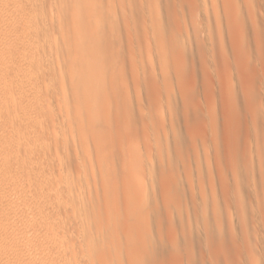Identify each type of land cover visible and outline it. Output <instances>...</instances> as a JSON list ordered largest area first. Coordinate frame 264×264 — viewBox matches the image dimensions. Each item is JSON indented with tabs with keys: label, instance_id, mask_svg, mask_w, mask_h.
Here are the masks:
<instances>
[{
	"label": "bare ground",
	"instance_id": "6f19581e",
	"mask_svg": "<svg viewBox=\"0 0 264 264\" xmlns=\"http://www.w3.org/2000/svg\"><path fill=\"white\" fill-rule=\"evenodd\" d=\"M65 0H59V1H57V0H2V2H1V0H0V7H2V5H3V7H5L4 6V4L9 8V10H10V8H11V10H13V13H11V14H9L8 15V17H7V15H6V17L5 18H7V19H5L4 20V22L3 23H1V25H0V30L1 29H3V28H5L6 29V31H7V29H8V32L10 31V36L8 37V39L6 40V39H2L1 38V40H0V43H1V41L3 42V44L6 46V47H8L11 51H13V53H15L14 55H13V57H12V59L10 58L8 61H5V59H3V61H5V62H2V60H0V73L1 72H3L4 71V73H5V71H7V74H6V76H4V78H5V80L3 79V76L0 78V90H1V97H0V113L1 112H3L2 114L4 115V114H6V116L8 117L7 119H5L7 122V125H5L4 126V121H2L3 123H2V125H0L1 127V129H0V136H4L3 138L6 140V136H8L9 134H10V131H12L13 129H15V127L17 128V129H19V130H17V133L15 134V136L13 135V133L11 132V134H10V136L11 135H13L14 136V139L15 140H13L12 139V141H14V143H13V145L12 146H5L4 145V147H3V145H2V139H1V141H0V157L1 156H4V157H6L7 155H8V157L9 156H11L12 155V157H13V159H10V160H7V161H5V162H0V191H1V193H2V191L4 192V193H8L9 194V192L11 193L10 195L11 196H13L14 198H15V196L17 195L16 193H18V195H19V192H17L18 191V188H19V190H20V188H25V190H26V188H28L29 187V184H31L30 186L31 187H33L34 185V187H33V190L34 189H38L39 188V190L37 191V192H35V191H33L32 189H30V190H32L33 191V193H32V195H36V197H35V195L33 196L34 197V199H33V197L31 196V198H30V196L29 197H26L24 200H23V198H22V201H20V199L18 198V197H20L21 196V194H20V196H18L17 195V198L19 199L18 201H20V202H17V200H16V198H15V200L13 201L12 199H13V197H11L10 196V198H12L11 200H10V198H9V202L8 201H5V202H8L7 204H0V228L2 229L3 227H5L6 226V228L4 229H2V230H4L5 231V233L3 234H0V264H1V262H3V264H6L4 261H2V260H4V256H5V254L4 253H7V255H8V253H9V257H8V259H10V262H11V260L13 261V263L15 262V263H17V264H89V262H91V261H89V259L91 260V258H92V260L93 259H95L96 258V253L97 254H100V251H103L104 253L102 254V252H101V255H104L105 254V252H106V254H107V251H109L108 253H111V256L113 257V259H112V257L110 256V254L109 255H106L105 254V256H107V258H108V260H106L105 258V260L106 261H104L103 259H99V258H102L101 256H97V258H98V260H101L102 262H100V261H96L97 260V258H96V260H95V263H93V264H110L111 263V261H112V263L111 264H121V263H125V262H123L124 260V258L122 257V262L120 261V263L118 262V259L121 257V255H119L118 256V254L119 253H121L120 251H121V249H122V247H124L123 246V241L125 240V239H127L128 237L127 236H129V238L131 237L130 236V234L131 233H128V232H126V229L128 228H125L126 226H124V229H122L121 227L123 226V225H121V227H120V225L119 226H117V227H120V229L119 228H117L116 227V223H114L115 225L113 226V222H112V224H111V221L114 219V218H112V220L111 221H109L110 222V224L112 225V226H108L107 224L109 223L108 221H107V223H106V221L104 222V224H103V226L102 227H100L99 226V224L97 223V221L98 220H100V218L99 217H101L102 218V216H100V215H98L97 217L96 216H94V215H97V214H90L89 213V211H90V209H92L93 207L92 206H94L95 205V203H96V205H97V202L94 200V199H92V196H91V194H93V188H95V186H96V188L98 187L97 185V183L99 182V181H101L102 179H99V178H97V174L95 175V173H99L98 171L97 172H95L96 171V169H95V167L97 166H95V164H94V162H93V157L95 158V160L98 158L97 157V155L99 156V158L101 157H103L102 156V150H100L101 148H98L97 146H98V144L99 143H97V141L98 140H101V139H103L102 141H103V143H105L106 145L105 146H107L108 145V143H106L107 141L109 142V140H105V138H107V137H105V133H108V134H106V136H109L108 137V139H110V142H109V144H112L113 146L115 145V146H117L119 143H121V144H124V143H122V141H124L125 142V145L126 144H128L129 145V143H130V148H132V150L130 149V148H128V149H126L127 147H128V145H126V146H124V145H121L122 147H124V148H122V149H124L125 150V152H126V150H127V152H128V150L130 149V151L128 152V153H124L123 154V152L121 151V153L124 155V156H120L121 157V160L123 161V162H127V158L129 157L130 159H132V158H134V157H130V152L131 151H133V149H136V150H134L135 152H133V153H139L138 154V157H137V154L135 155V154H133V156L135 155V157L138 159V161H137V159L136 158H134L135 159V162H134V160H129L128 162H127V164H131L132 166H133V164H134V166L133 167H131V165H130V167H131V169L132 168H136V169H129V171H130V173H131V171H132V175H131V177L133 176V174H136V176L135 177H133V178H135V180L132 178V180L135 182L134 184H136L135 185V187H136V189L134 188L133 189V187H132V190H135L134 191V193L136 194V196L137 197H135V195H132V196H134L136 199L135 200H138L137 198H139V202L142 204V207L140 208V209H137V210H131V206L128 208V209H130L131 211L129 212V210L126 208V207H128L127 205H126V207H125V210H128L127 212H129V217H131L132 219H134V218H138V219H141L143 216H145V217H143L139 222H140V224H143L144 222L146 223L147 221H149V220H151L150 222H152V220H154V222H155V220H157L158 219V221L160 220V215H163V210H162V214H160L161 213V210L160 209H157L156 207H155V203H156V201H155V203H154V201L153 200H156L157 199V191H155V190H157V185H156V183H155V179H156V176H155V173H153L154 171H155V168L158 166V168L159 167H161V168H166L165 166L167 165L168 167H167V169L166 170H171V172L173 171V173L175 174V172L177 171V170H180L182 167V169H184V167H186V164H187V162H188V160H187V154H190V152L192 153V151H194V148H196L195 150L197 151H195L196 153L194 154L195 156L194 157H196L197 156V158L199 157V155H200V153L199 154H197L198 153V151H200V150H202V149H199L198 148V146H200V143H197V141H198V138L196 139V136H194L195 134L193 133V132H191L190 130L186 133V131H187V127L189 126H191V125H188L189 124V121H190V119H189V121H188V119L185 117V121L184 122H181V121H178V117H180L181 115H179L180 113H178V114H176L175 113V111H173L171 108H170V106H169V108H168V105H169V101H168V105H167V110H168V112L170 111V112H172L171 113V116L169 115V113H167L168 114V119H169V122H167L166 120H167V118H166V112H165V117H163V118H165L166 120H164V119H162V123H163V121H165V125L167 124V123H169V125L167 124V126H168V128L170 127H175V128H173V129H170L169 131H170V133H167V127H165V125L163 126L162 125V123H161V125L160 126H162V127H164V128H166V129H163V130H166V132H164V134L165 133H167V134H163V136H158L157 134H160V131L159 132H157V130L159 129V126H157V128H155L154 130H156V131H154L155 133H157L156 135V137H161V138H157V140H159L158 142L156 141V145H155V147L157 148L156 150H155V148H154V150H151V148H150V145H151V147H153L154 145L151 143L150 144V142H149V139H152L153 140V143H155V140L156 139H154V138H156L155 137V133H152L153 132V129H150L152 132L150 133V135H151V137L153 136L152 134H154V136L151 138L150 137V135L149 134H147V129L144 127H142L141 126V128H143V130L146 132V136L145 135H143V143L144 142H148V143H145V147H147V148H150V149H148V150H151V151H147V149L145 150V154H146V151H147V154H148V152H150L147 156L144 154V152H143V150L141 151V150H139V149H144V148H140L139 146H141V145H139L138 146V144H139V142H138V144L136 143L137 142V140H139V136H138V131L136 130V129H134V127H136V125H137V122H135L134 120H135V118H137L138 120H139V117H140V121L141 120H143L141 123H152V125L150 126V124L148 123V125H149V127L150 128H154L153 127V125L155 126V125H157L156 123V121L154 122L153 120H154V117H159V121L161 120V118H162V116L159 114V111L160 112H162L161 110H163L161 107H159V111H158V109H157V111H158V113H157V111L155 110V115H154V117L151 115L152 113H154V111H150V112H152V113H150L148 110L149 109H151V108H149V104H150V101L148 102L149 104H148V110L145 112V110L146 109H144L145 107H144V105H143V109H141V108H139V105L137 106V104H141L140 103V100H141V97H140V95L141 94H143V93H141V94H138V93H140V92H137V91H140L141 90V88L139 89V88H137L138 90L136 91V93L135 94H133L132 93V91H129V90H127L126 88L127 87H130L131 85H129V83H132L135 87H136V82L134 83V82H132L131 80V82H129V83H127L126 84V82H127V79H129V77L128 76H135L137 73L136 72H134V68H138V66H139V68H144V67H146L147 66V64L145 63V62H143L142 60H143V58H144V56L146 57V55H148V56H150V57H152L153 56V54H156V56H157V58L159 57H161V51H163L164 53H163V55H165L166 56V52L168 51V48H170V50H172L171 48H175L176 46L174 45V44H176V45H182V47H183V55H184V47L186 48V46H188L189 44L191 45V42L190 43H188L187 42V40L186 39H188L187 38V35L188 36H190L189 35V33L188 34H186L187 33V30H189L188 28H187V26L189 25V23L187 24V21H186V15H185V12H187V11H185L184 12V15H183V10L182 11H178V12H181V13H179V15H177V16H179V19H181V15L180 14H182V18L183 19H181V22H180V24H178L179 22V19H176L177 18V16H175L174 15V18L176 19V20H178V21H176L175 19L173 20V16L171 15V3H170V0H71V3H69V1H65ZM173 1V2H172ZM171 2H172V4H175V0H172ZM192 1V0H191ZM197 1H199V0H197ZM215 1V0H214ZM242 1V0H241ZM245 1V3L244 4H246V6H247V4H249V2L247 3L246 2V0H244ZM251 1V0H250ZM3 2H4V4H3ZM180 4L179 5H175V6H182V3L184 2H180V0L178 1ZM195 2H196V0H195ZM201 2V1H200ZM238 2V1H237ZM243 2V1H242ZM2 3V4H1ZM193 3V2H192ZM199 2H197V4H198ZM239 3H240V1H239ZM251 3H252V1H251ZM178 4V3H177ZM200 4V3H199ZM208 4V3H207ZM211 3H209V5H210ZM243 4V5H244ZM194 5V4H193ZM193 5H192V7H193ZM201 5V4H200ZM212 5V4H211ZM174 6V5H173ZM174 6V11H175V7ZM180 6V8L182 9L183 7H181ZM222 6V5H221ZM235 6H237V5H235ZM246 6H245V9H246ZM249 6H251V5H249ZM249 6H248V8H249ZM2 7V8H3ZM171 7V8H170ZM204 7V6H203ZM206 7H207V5H206ZM225 7V6H224ZM229 7V6H228ZM231 7V6H230ZM7 8V9H8ZM160 9L161 11H160V13L158 12L157 14L154 12V10L155 9ZM178 8V7H177ZM220 8V7H219ZM236 8V7H235ZM254 8V7H253ZM256 8V7H255ZM261 8V7H260ZM4 9V8H3ZM3 9H2V11H3ZM6 8H5V10H7ZM71 9L73 10V12H71V14L72 15H74L75 13L77 14V15H79V16H81L82 15V17H81V20H80V18L77 20L76 19V16H74L75 17V21H76V23H78L77 25L76 24H74V19H72V24L73 25H75L74 27H71L70 26V23H67V22H64L65 21V19L63 18V17H65L67 14H70L69 12L71 11ZM180 9V10H181ZM189 9H191V7L189 8ZM208 9H209V7H208ZM211 9H212V7H211ZM222 9H223V7H222ZM238 9V8H237ZM1 10V9H0ZM200 10V9H199ZM205 10H207V9H205ZM240 10H242V9H240ZM18 11V12H17ZM157 11V10H156ZM177 11V10H176ZM190 12H189V17H190V20L191 19H195V13L194 14H192L193 12H195V11H192V10H189ZM201 11V10H200ZM203 11V10H202ZM216 11V10H215ZM229 11V10H228ZM247 11V10H246ZM249 11V10H248ZM255 11V10H254ZM263 11V10H262ZM6 11H4L3 13H4V15L7 13H5ZM17 12V13H16ZM21 12V13H20ZM26 14H25V13ZM56 12H57V14H58V16H59V23H57L58 21V18H57V20L55 19V21H56V23H55V21L54 22H52L53 20V18H56L55 16V14H56ZM192 12V13H191ZM198 12V11H197ZM237 12V11H236ZM242 12V11H241ZM9 13H10V11H9ZM208 13V12H207ZM217 13V12H216ZM215 13V14H216ZM8 14V13H7ZM20 14V15H19ZM70 14V15H71ZM177 14V13H176ZM188 14V13H187ZM197 14V13H196ZM209 14V13H208ZM213 14V13H212ZM237 14V13H236ZM55 15V16H54ZM60 15H61V17H60ZM71 15V16H72ZM191 15V16H190ZM200 15V14H199ZM206 15V14H205ZM261 15V14H260ZM17 16H19L18 18H17ZM57 16V17H58ZM70 16V17H71ZM183 16H185V17H183ZM204 16V15H203ZM223 16V15H222ZM241 16V15H240ZM53 17V18H52ZM73 17V16H72ZM73 17V18H74ZM78 17V16H77ZM207 17H209V16H207ZM224 17V16H223ZM244 17V16H243ZM246 17V16H245ZM67 18H68V20H69V17L67 16ZM185 18V19H184ZM199 18V17H198ZM249 18V17H248ZM255 18V17H254ZM64 19V20H63ZM224 19V18H223ZM240 19V18H239ZM243 19V18H242ZM80 20V21H79ZM185 21V23H183L184 21ZM249 20V19H248ZM63 21V22H62ZM77 21H79V22H77ZM173 21H176L175 23H177L178 25H176L175 27H174V24H173ZM212 21V20H211ZM246 21V20H245ZM252 21H253V19H252ZM60 22H61V24H60ZM190 22V21H189ZM194 22L195 21H193L192 20V24H191V27L190 28H192L193 30L191 31V32H193V34H197L198 32H196V30H198V29H196V27L197 26H195V24H194ZM207 22V21H206ZM258 22V21H257ZM53 23H55L56 24V27H58L57 28V33H56V31H54L55 30V28H53L54 27V24ZM67 23V24H66ZM200 23V22H199ZM213 23V22H212ZM218 23V22H217ZM225 23V22H224ZM223 23V24H224ZM230 23V22H229ZM241 23V22H240ZM248 23V22H247ZM41 24V26H42V24H43V26L44 27H46V25H47V29L46 28H44L43 29V26H42V31H40V25ZM46 24V25H45ZM66 24V25H65ZM198 24V23H197ZM214 24V23H213ZM52 27H51V26ZM58 25V26H57ZM69 26V27H61V26ZM187 25V26H186ZM204 25H205V23H204ZM208 25V24H207ZM207 25H206V27H207ZM211 25V24H210ZM232 25H233V23H232ZM240 25V24H239ZM244 25V24H243ZM48 26H50L52 29H53V31H51L50 33H49V29H48ZM168 26H169V28H168ZM209 26V25H208ZM246 26V25H245ZM40 27V28H39ZM216 27V26H215ZM218 27V26H217ZM219 27H221L220 26V24H219ZM231 27V26H230ZM252 27V26H251ZM254 27V26H253ZM70 28L71 30H72V32H71V30H69L67 33L68 34H70L69 35V37H71V35L73 36V37H71L72 38V41L75 43V42H77V41H82L83 42V44H82V42L81 43H79V42H77V43H75V44H71V42H70V44H67V46L66 45H64V43H66V41H68V36L66 35L67 33H66V31L68 30V29ZM118 28H120V30H117ZM121 28H122V30H121ZM241 28V27H240ZM254 28H256V27H254ZM4 29V30H5ZM208 29V28H207ZM214 29V28H213ZM219 29H221V28H219ZM219 29H215V30H218L219 31ZM226 29V28H225ZM243 29V28H242ZM3 30V31H4ZM165 30H166V32H168V33H166L165 34ZM227 30V29H226ZM237 30V29H236ZM245 30V29H244ZM244 30H243V33H244ZM203 31V30H202ZM207 31H209V32H211L210 31V29L209 30H207ZM221 31V30H220ZM249 31V30H248ZM52 32H55V33H52ZM72 34H71V33ZM183 32H185V33H183ZM223 32H224V30H223ZM252 32H254V31H252ZM257 32V31H256ZM206 33V32H205ZM208 33V32H207ZM212 33V32H211ZM218 33V32H217ZM216 33V34H217ZM233 33V32H232ZM246 33V32H245ZM249 33V32H248ZM195 34V35H196ZM208 34H210V33H208ZM164 35H167V36H164ZM218 35V34H217ZM223 35V34H222ZM226 35H228L227 33H226ZM161 36H163V38H164V40L163 39H161L162 37ZM243 36V35H242ZM245 36V35H244ZM218 37H219V35H218ZM6 38V37H5ZM198 38V37H197ZM200 38V37H199ZM205 38V37H204ZM220 38V37H219ZM227 38V37H226ZM205 39H207L208 40V38H205ZM77 40V41H76ZM200 40V39H199ZM199 40H195L194 41V43L196 42V41H198L199 42ZM206 40V41H207ZM213 40V39H212ZM69 41H70V38H69ZM129 41H132L133 43H130ZM174 41V44H172V42ZM192 41V40H191ZM202 41V40H201ZM200 41V42H201ZM211 41V40H210ZM214 41V40H213ZM144 42L145 43H147V44H144ZM197 42V43H198ZM200 42L198 43V47H200L199 46V44H200ZM223 42V41H222ZM228 42V41H227ZM113 43L115 44V45H113ZM213 43V42H212ZM220 43V42H219ZM231 43V42H230ZM2 44V43H1ZM7 44H8V46H7ZM77 44V46H75V47H70V45H76ZM110 44H112V46L114 47H117V48H110L111 50H114V49H116V52H111L110 51V49L108 50L109 52L108 53H113V55H111V56H114V58H112V57H107V61L105 60V58H104V60L102 59H100V58H102L103 56L104 57H106V55H104L107 51V49L106 50H104L105 49V47L107 48ZM141 44H143V46H140ZM167 44L169 45V44H171V45H169V46H167ZM205 45H206V43H205ZM211 45V44H210ZM230 45V44H229ZM144 46H147L148 47V52L147 53H145V50H146V48L144 47ZM151 46V47H150ZM172 46H174V47H172ZM214 46V45H213ZM220 46V45H219ZM1 47H4L3 45L1 46ZM70 47V49L68 50V48ZM124 47V48H123ZM178 47H181V46H178ZM181 47V48H182ZM215 47V46H214ZM216 47H217V45H216ZM196 48V47H195ZM6 49V48H5ZM198 49V48H197ZM71 50V52H70V55L72 54V56H71V59H70V55H69V51ZM72 50H74V51H72ZM122 50H123V52H122ZM199 50V49H198ZM174 51V50H173ZM179 51H180V49H179ZM224 51V50H223ZM172 52V51H171ZM175 52H176V50H175ZM174 52V53H175ZM234 53H235V51H233ZM66 53V54H65ZM102 53H103V55H102ZM124 53H127V54H130V56L131 55H133V61L135 62V60L136 61H138L139 62V64H138V66H137V64H134V62L132 61V66L130 67V68H132V70H130V69H128V68H125V69H123L122 70V68H121V66L120 65H126L127 63H125V60L123 59V57L125 56V54ZM169 53V52H168ZM173 53V54H174ZM232 53V52H231ZM45 54H48V55H45V57H43ZM64 54H65V56L67 57V54L69 55L67 58L64 56ZM80 54H84V55H80ZM107 54V53H106ZM186 54V53H185ZM188 54H189V52H188ZM212 54V53H211ZM221 54V53H220ZM58 55V56H57ZM62 55L64 56L63 58H62ZM80 55V57H78ZM109 55V54H108ZM163 55H162V58H163ZM171 55V54H170ZM169 54H168V56H170ZM178 55H180V52H179V54ZM177 55V56H178ZM227 55V54H226ZM230 55V54H229ZM81 56H83V57H81ZM100 56V57H99ZM102 56V57H101ZM127 56V55H126ZM130 56H128V57H130ZM164 56V57H165ZM174 56V55H173ZM181 56V55H180ZM197 56V55H196ZM132 57V56H131ZM167 57V56H166ZM174 57H176V56H174ZM191 57V56H190ZM204 57V56H203ZM215 57V56H214ZM79 58V59H78ZM81 58V59H80ZM169 58V57H168ZM78 61H77V60ZM131 59V60H132ZM155 59V58H154ZM174 59V58H173ZM183 59V58H182ZM181 59V60H182ZM194 59H195V56H194ZM233 59H234V57H233ZM109 60H113V63H112V65H111V61H109ZM131 60H129L130 61V63H131ZM159 60V59H158ZM158 60L155 62V63H158ZM160 60H162V59H160ZM179 58H178V61H177V59H175L174 61L176 62V64H177V62H179ZM202 60V59H201ZM100 61H101V63H103L104 61L106 62L105 64V66H104V63H103V65L100 63ZM103 61V62H102ZM109 61V62H108ZM127 61V60H126ZM149 61V60H148ZM147 61V62H148ZM172 61V60H171ZM184 61V60H183ZM188 61V60H187ZM186 61V62H187ZM72 63V66L70 65L71 63ZM151 62V61H150ZM160 62V61H159ZM167 62V61H166ZM165 61H164V63H166ZM181 63H183L182 61H180ZM193 62V61H192ZM230 62V61H229ZM236 62V61H235ZM234 62V63H235ZM46 63V65H47V63H48V67H46V65H45V68H44V64ZM109 65H111V66H109ZM137 63V62H136ZM163 63V64H164ZM100 64V65H99ZM207 64V63H206ZM212 64V63H211ZM101 65L103 66V67H101ZM131 65V64H130ZM151 65V64H150ZM154 65V67H153V72L155 71V65L156 64H153ZM161 65V64H160ZM183 65H184V63H183ZM183 65H181V66H183ZM186 65H187V63H186ZM200 65H202V64H200ZM67 66H71L70 67V72L72 73V72H74L75 71V69H71V68H75L76 67V69H79L77 72L78 73H80V75L78 76V73H76L77 74V77H79V78H75V76H76V74H72V77L74 78H72V77H69V76H71V74L70 73H68V68H67ZM93 66H97V69H96V67H95V69L94 70H92L94 67ZM120 66V67H119ZM156 66H158V64L156 65ZM166 66V65H165ZM235 66V65H234ZM233 66V67H234ZM93 67V68H92ZM126 67V66H125ZM162 68H163V66H161ZM161 67H159V68H161ZM167 67V66H166ZM178 67H180V66H178ZM193 67H194V65H193ZM192 67V68H193ZM200 67V66H199ZM204 67V66H203ZM136 68V69H137ZM138 68V70H140ZM147 68H148V66H147ZM157 68V67H156ZM181 68V67H180ZM195 68V67H194ZM120 69V70H119ZM135 69V70H136ZM150 69V68H149ZM165 69H167V68H164L163 70L165 71ZM169 69V68H168ZM200 69V68H199ZM240 69V68H239ZM72 70V71H71ZM74 70V71H73ZM122 70V71H121ZM144 69H142V71H143ZM152 70H150V71H152ZM161 70V69H160ZM172 70V69H171ZM194 70V69H193ZM192 70V71H193ZM198 70V69H197ZM150 71H148L150 74H151V72ZM158 71V70H157ZM157 71L155 72V74L157 73ZM162 71V70H161ZM170 71V70H169ZM179 71V70H178ZM144 72V71H143ZM148 72H145V73H148ZM152 72V73H153ZM188 72V71H187ZM233 72V71H232ZM172 73V72H171ZM180 73V72H179ZM182 73V72H181ZM2 75H4L3 73H1ZM142 74V73H141ZM158 74H159V72H158ZM166 74V73H165ZM167 74H168V71H167ZM194 74V73H193ZM198 74V73H197ZM7 75H10L11 77H7ZM120 76L121 78H122V80H124V82L121 80L120 81V78H119V83H123V84H125L127 87H125V89L126 90H124V91H127L126 93H125V95L127 94V93H131L130 95H137L138 94V96H135V97H137V98H139L138 100L137 99H135L134 98V96H133V98L135 99V100H137L138 102L136 103V105H135V103L133 102V103H131L132 102V96H129L128 94H127V96H125V97H121L120 98V95L119 94H121L122 92H123V88H122V92H119V93H117L118 95H116V88L118 89L119 87H117L119 84H117V85H115L116 83H118V82H115V80H116V78H115V80L113 81V79H112V83L110 84V82L109 81H107V79H106V83L107 82H109V83H107V87H109V84L111 85V87H113V85L114 86H116V88H111L112 89V91H113V93H115V94H113L112 92L110 93H108V90L110 89H108L107 88V91L105 90L106 89V85H105V87H103L104 86V84H106V83H104L103 84V80L105 79V76ZM138 75H140L139 73H138ZM163 75H164V73H163ZM170 75V74H169ZM1 76V75H0ZM104 76V79L102 78V77ZM128 77V78H126V77ZM153 76V75H152ZM154 76H157V75H154ZM165 76V75H164ZM6 77L8 78V79H6ZM66 77H68V78H70L71 79V81H69L68 79H66ZM144 77V76H143ZM167 77V76H166ZM166 77H165V79L162 77V79H164L165 80V83H166ZM216 77V76H215ZM231 77V76H230ZM230 77H229V79H230ZM235 77V76H234ZM255 77V76H254ZM264 76H262V78H263ZM109 78V77H108ZM156 78V77H155ZM174 78V77H173ZM217 78V77H216ZM261 78V77H260ZM66 79V80H65ZM109 79H111V77L109 78ZM153 79V78H152ZM161 79V80H162ZM170 79V78H169ZM168 79V80H169ZM172 79V78H171ZM175 79V78H174ZM177 79H180V78H177ZM215 79V78H214ZM224 79V78H223ZM238 79V78H237ZM252 79V78H251ZM69 81V82H66V81ZM141 80V79H140ZM142 80H143V78H142ZM167 80V81H168ZM189 80V79H188ZM191 80V79H190ZM232 80H234V79H232ZM37 81L39 82V83H37ZM117 81V80H116ZM129 81V80H128ZM134 81H135V79H134ZM146 81V79L144 80V82ZM155 80H153V82H154ZM156 81H157V79H156ZM170 81H172V80H170ZM177 81V80H176ZM179 81V80H178ZM181 81V80H180ZM193 81H195V80H193ZM192 81V82H193ZM197 81V80H196ZM211 81V80H210ZM228 81V80H227ZM236 81H238V80H236ZM241 81V80H240ZM249 81V80H248ZM263 81V80H262ZM36 82V83H35ZM49 82V83H48ZM54 82H57L58 84H60V86H62V88H61V90L63 89L64 90V92H66L67 91V88H70V92H71V88H72V90H73V92L74 91H76L75 92V95H76V93H78L75 97H72L73 96V93H72V95H71V97L72 98H70V92H69V95H68V93L66 92V93H64L63 91V93L62 94H60V92H58V90H60V86H57L56 84H53L54 86H52L54 89H55V87H58V88H56V89H58V90H56L55 89V91H57V93L56 92H54V94H52L53 92V88L51 87V84ZM113 82H115V84L113 83ZM138 82V81H137ZM152 82V83H153ZM163 82V81H162ZM175 82V81H174ZM184 82H186V81H184ZM192 82H190V83H192ZM218 82V81H217ZM247 82V81H246ZM255 82V81H254ZM264 82V81H263ZM49 84V86L52 88V90H50V92L49 91H47V88H45V87H47V85L46 84ZM141 83V82H140ZM155 83V82H154ZM158 83V82H157ZM164 83V85H166ZM172 83V82H171ZM178 83V82H177ZM183 83V82H182ZM194 83V82H193ZM200 83V82H199ZM224 83H226L225 81H224ZM232 83V82H231ZM230 83V84H231ZM137 84H139V83H137ZM162 84V83H161ZM168 84H170V83H168ZM173 84V83H172ZM171 84V85H172ZM188 84V83H187ZM197 84V83H196ZM237 84V83H236ZM263 84V83H262ZM156 85V84H155ZM163 85V84H162ZM170 85V86H171ZM176 85V84H175ZM181 85V84H180ZM189 85V84H188ZM188 85L186 86V87H188ZM192 85V84H191ZM239 85V84H238ZM45 86V87H44ZM64 86V87H63ZM122 85L120 84V87H121ZM140 86V85H139ZM144 85H141V87L142 88H144L143 87ZM158 86V85H157ZM161 86V85H160ZM160 86H159V88H160ZM177 86V85H176ZM175 86V87H176ZM194 86H195V84H194ZM194 86H193V88H194ZM200 86V85H199ZM223 87H224V85H222ZM240 86V85H239ZM261 86V85H260ZM74 87V88H73ZM77 87V88H76ZM80 87H84V88H82V91H81V89H80ZM123 87V86H122ZM137 87H138V85H137ZM164 87V86H163ZM191 87V86H190ZM262 87V86H261ZM43 88V89H42ZM44 88L46 89V93H43L44 92ZM75 88L78 90H75ZM102 88H105L103 91L105 92H107V94H106V92H105V94H103V93H100L101 92V90H102ZM156 88V87H155ZM162 88V87H161ZM178 88V87H177ZM184 88V87H183ZM189 88V87H188ZM192 88V87H191ZM202 88V87H201ZM212 88V87H211ZM217 88H218V86H217ZM49 89V88H48ZM84 89V90H83ZM86 89H87V91H86ZM110 89V90H111ZM120 89V88H119ZM118 89V90H119ZM134 89H136V88H134ZM133 88H131L130 87V90H133V92L135 91ZM145 89V88H144ZM154 89V88H153ZM165 89H168L167 87H165ZM216 89V88H215ZM241 89V88H240ZM248 89V88H247ZM60 90V91H61ZM66 90V91H65ZM109 90V91H110ZM156 90H158V88L156 89ZM177 90V89H176ZM180 90H181V87H180ZM231 90V89H230ZM233 90V89H232ZM43 91V92H42ZM81 91V96L82 97H84V101H86V103L85 102H83V104H79L80 103V101L79 100H83V99H80V94H79V92ZM120 91V90H119ZM169 90H167V92H168ZM172 91H173V89H172ZM210 91V90H209ZM241 91V90H240ZM52 92V93H51ZM82 92H84L83 94H82ZM159 92V91H158ZM162 92V91H161ZM167 92H165L166 93V96L165 97H168L169 95H171V93L170 94H168ZM171 92V91H170ZM185 92V91H184ZM200 92V91H199ZM214 92V91H213ZM217 92V91H216ZM242 93H243V91H241ZM261 92V91H260ZM264 91H262L261 93H263ZM47 93H51V94H49V96L47 95ZM162 93H164V92H162ZM165 93L163 94V95H160L159 94V96L161 97V96H164L165 95ZM177 93V92H176ZM206 93V92H205ZM260 93V94H261ZM110 94H113L114 96L113 97H115V95H116V97H119L118 99L117 98H113L112 97V95H110ZM148 94V93H147ZM150 94V93H149ZM148 94V95H149ZM167 94H168V96H167ZM184 93H183V91H182V95H183ZM187 94H189V93H187ZM199 94H201V93H199ZM221 94V93H220ZM264 94V93H263ZM122 95H124V93L122 94ZM144 95V94H143ZM174 95V94H173ZM176 95H178V94H176ZM191 95V94H190ZM210 95V94H209ZM214 95V94H213ZM213 95H211V96H213ZM216 95V94H215ZM223 95H225V94H223ZM228 95L230 96V94L228 93ZM262 95V94H261ZM48 96V98L46 99V101H43V100H45L43 97H47ZM179 96V95H178ZM200 96V95H199ZM198 96V97H199ZM259 96V95H258ZM108 97H112L113 99V101H110V103H111V105H110V103L107 105V103L109 102L107 99H108ZM192 97V96H191ZM195 97V96H194ZM204 97V96H203ZM250 97H252L251 95H250ZM262 97H263V95H262ZM43 98V99H42ZM110 98H109V100H110ZM145 98V96L143 97V100H145L144 99ZM147 98V97H146ZM151 98V97H150ZM180 98V97H179ZM201 98V97H200ZM199 98V99H200ZM215 98V97H214ZM231 98V97H230ZM234 99H235V97H233ZM232 98V99H233ZM239 98V97H238ZM245 98V97H244ZM247 98V97H246ZM264 98V97H263ZM262 98V99H263ZM85 99H88V100H85ZM163 99V98H162ZM166 99V98H165ZM164 99V100H165ZM169 99L171 100H173V99H175V98H173V96H169ZM168 98H167V100H169ZM182 99H185V98H183L182 97ZM189 99V98H188ZM204 99H205V97H204ZM226 99V98H225ZM237 99V98H236ZM235 99V100H236ZM105 100H107V102L105 101ZM160 100H161V98L159 99V101L157 100V102H159V104H158V106H160V105H162V103L160 102ZM166 100V101H167ZM170 101V105H171V103H173V101ZM207 100V99H206ZM214 100H216V99H214ZM223 100V99H222ZM245 100V99H244ZM254 100V99H253ZM180 101V100H179ZM208 101V100H207ZM211 101V100H210ZM225 101V100H224ZM232 101V100H231ZM264 101V100H263ZM263 101H262V103H263ZM79 102V103H78ZM103 102V103H102ZM142 102V101H141ZM145 102V101H144ZM143 102V103H144ZM156 102V103H157ZM185 103H187V101H184ZM200 102V101H199ZM213 102H215V101H213ZM245 102V101H244ZM247 102V101H246ZM85 103V104H84ZM105 103V104H104ZM164 103V102H163ZM183 103V102H182ZM181 103V104H182ZM189 103H190V101H189ZM188 103V104H189ZM222 103V102H221ZM231 103V102H230ZM252 103V102H251ZM257 100L255 101V103H252V105L253 106H251V108H253L254 109V111H252L251 109H250V111H249V108H250V106H246L247 107V110L249 111V113H251V114H248V116H250L251 118H250V120L252 119V117L253 116H255L256 114V109L258 110V108H256L257 107ZM259 103V102H258ZM261 103V102H260ZM259 103V104H260ZM166 104V103H165ZM175 104V103H174ZM216 104V103H215ZM214 103H213V106L215 105ZM238 104V103H237ZM256 105V107H255V105ZM258 104V106H260ZM104 105V106H103ZM142 105V104H141ZM173 105V104H172ZM187 105V104H186ZM208 105V104H207ZM226 105H227V103H226ZM225 105V106H226ZM106 106V107H105ZM109 106V107H108ZM163 106V105H162ZM188 106V105H187ZM193 106V105H192ZM201 106H202V104H201ZM211 106V105H210ZM216 106V105H215ZM224 106V105H223ZM244 106V105H243ZM262 106L264 107V105L262 104ZM262 106H261V108H262ZM100 107L102 108L101 110H100ZM157 107V106H156ZM172 107V106H171ZM180 107V106H179ZM188 107H190V106H188ZM187 107V108H188ZM194 107V106H193ZM208 107V108H207ZM206 108L208 109V112H209V105L207 106ZM236 107H238V106H236ZM249 107V108H248ZM163 108H165V106L163 107ZM174 108V107H173ZM190 108H192V107H190ZM197 108H199V107H197ZM211 108H212V106H211ZM234 108V107H233ZM239 108V107H238ZM256 108V109H255ZM156 109V108H155ZM166 109V108H165ZM178 109V108H177ZM212 109H214V107L212 108ZM215 109H216V107H215ZM227 109V108H226ZM245 109V108H244ZM262 109H264V108H262ZM100 110V111H99ZM190 110V109H189ZM188 110V111H189ZM202 110H203V108H202ZM219 110V109H218ZM234 110H235V108H234ZM238 112H240L238 109H236ZM164 111V110H163ZM177 111V110H176ZM186 111V110H185ZM198 111V110H197ZM226 111V110H225ZM252 111V112H251ZM258 111H263V110H261V109H259ZM189 112H191V111H189ZM204 112V111H203ZM207 112V111H206ZM227 112V111H226ZM236 112V111H235ZM253 112H255V113H253ZM187 114L186 115H189L190 113H188V112H186ZM202 113V112H201ZM214 113V112H213ZM224 113V112H223ZM242 112H240V114H241ZM248 113V112H247ZM161 116H159V115ZM172 114H173V116H172ZM222 114V113H221ZM262 114H263V112L262 113H260V115L262 116ZM162 115H163V113H162ZM179 115V116H178ZM208 115V114H207ZM213 115V114H212ZM217 115V114H216ZM258 116V115H256L257 116V118H256V120H259V118L261 117V116ZM190 116V115H189ZM195 116V115H194ZM205 116V115H204ZM228 116V115H227ZM236 116H238V115H236ZM242 116V115H241ZM142 117V118H141ZM198 117V116H197ZM214 117V116H213ZM229 117V116H228ZM244 117V116H243ZM247 117V116H246ZM12 118V119H11ZM206 118V117H205ZM208 118V117H207ZM255 117H253V119L251 120V122H249L250 124L251 123H253L254 124V119ZM263 118H264V115H263ZM1 119H4L3 117H2V115H1ZM0 119V120H1ZM12 121H11V120ZM134 119V120H133ZM136 119V120H137ZM180 119H181V117H180ZM183 119V118H182ZM181 119V120H182ZM187 119V120H186ZM226 119H228V118H226ZM237 119V118H236ZM242 119V118H241ZM133 120V122H130V121H132ZM144 120H147L148 122H145ZM214 120V119H213ZM245 120H247V119H245ZM249 120V119H248ZM249 120V121H250ZM261 120H262V117H261ZM11 121V123L9 124V122ZM157 121H158V119H157ZM188 122V124H187V122ZM204 121H205V119H204ZM209 121H211V120H209ZM226 121V120H225ZM238 121H239V119H238ZM153 122L155 123V124H153ZM198 122V121H197ZM229 122V121H228ZM242 122V121H241ZM247 122V121H246ZM174 123V124H173ZM193 123V122H192ZM212 123V122H211ZM217 123H218V121H217ZM227 123V122H226ZM235 123V122H234ZM257 123H259L258 121H256V124H255V133H262V132H259V131H261V130H259V128L257 129L256 127H258V125L259 124H257ZM0 124H1V121H0ZM120 124L123 126L122 127V130H123V128L125 129V130H120V131H122V132H118L119 134H116L117 132H115L114 131V136H112V134H109L110 132L109 131H111V130H114L116 127H118V126H120ZM142 124V125H143ZM12 125H13V127H12ZM26 125H28L29 127H27ZM81 126V128L79 127V129H78V127H76V126ZM146 125V127L148 128V126H147V124H144L143 126H145ZM171 125H173V126H171ZM175 125V126H174ZM207 122H206V124H205V126H206V128H207ZM226 125V124H225ZM228 125V124H227ZM229 125H230V123H229ZM237 125V124H236ZM236 125H235V127H236ZM2 126H4V127H2ZM22 126H23V128H22ZM140 126V125H139ZM209 126H210V124H209ZM209 126H208V128L207 129H209ZM240 126V125H239ZM238 126V127H239ZM250 127L252 126V124L251 125H249ZM156 127V126H155ZM161 127V128H162ZM204 127V126H203ZM212 125H211V131H212ZM247 127V126H246ZM249 127V128H250ZM23 130H22V129ZM121 128V127H120ZM216 128V127H215ZM252 128V130H250V132H251V135H252V132H254L253 130H254V126L253 127H251ZM250 128V129H251ZM118 129H119V127H118ZM128 129V130H127ZM129 129H130V131H129ZM149 129V128H148ZM186 129V130H185ZM199 129H200V127H199ZM220 129V128H219ZM225 129H227V128H225ZM16 130V129H15ZM21 130V131H20ZM160 130V129H159ZM217 130V129H216ZM240 130V129H239ZM247 130V129H246ZM14 131V130H13ZM19 131V132H18ZM201 131H203V129L201 128ZM204 131H205V129H204ZM213 131H214V128H213ZM218 131V130H217ZM226 131V130H225ZM227 131H229V130H227ZM238 131V130H237ZM244 131V130H243ZM248 131H249V129L247 130V135H248ZM16 132V131H15ZM112 132V131H111ZM142 132V131H141ZM149 132V131H148ZM198 132V131H197ZM200 132V131H199ZM207 133H209L208 132V130L206 131ZM249 132V133H250ZM207 133H205L206 135H207ZM212 133V135L214 134L213 132H211ZM226 133V132H225ZM235 133V132H234ZM237 133V132H236ZM240 133V132H239ZM254 133V135L256 136V134ZM144 134V133H143ZM200 134H203V136H201V137H203L204 138V136H205V134L204 133H200ZM218 134V133H217ZM216 134V135H217ZM258 134H257V138H258ZM111 135V136H110ZM147 135H149L148 137H149V139H146L147 138ZM161 135H162V131H161ZM211 135V136H212ZM227 135V134H226ZM250 135V134H249ZM250 135V137H252L253 138V136H251ZM262 136V137H264L263 136V134H259V136ZM210 136V135H209ZM211 136H210V140H211ZM219 136V135H218ZM234 136V135H233ZM1 137V138H2ZM34 138V139H32L31 141H34L35 140V144L34 145H36V143L39 145V147L41 146V147H44L45 149H47L46 150V154H45V150L42 152V154L43 155H40V153H41V151L38 153V155L37 154H30L29 152V150H28V146H32L31 144H33V143H31V141H29L27 138ZM103 137H105V138H103ZM146 137V138H145ZM206 137H208V135L206 136ZM205 137V138H206ZM215 137V136H214ZM213 136H212V138H214ZM245 137V136H244ZM11 138H13V137H11ZM111 138H114L116 141L118 140V144L116 145V144H114L115 143V141H114V139H113V141H112V139ZM162 138H163V140H162ZM218 138V137H217ZM226 138H227V136H226ZM235 138H236V136H235ZM238 138H239V135H238ZM240 138H241V136H240ZM243 138V137H242ZM255 138V137H254ZM253 138V139H254ZM145 139H146V141H145ZM207 139V138H206ZM206 139L204 140V142H206ZM219 139V138H218ZM248 139H249V137H248ZM248 139H247V141H248ZM259 139V141L258 140H256V138H255V140L256 141H258L259 143H257V146H256V144L254 143L255 141L254 140H252L253 141V145H255L254 147H250V148H248V150L246 149L244 152H243V154H247V152L249 153L250 152V150H252V148L254 149V148H256V149H254V152H255V150H257L259 153H258V155L256 156V152H255V155H254V153H253V155H252V157H253V159H254V157H256L255 158V161H256V159L258 160V161H256V164L258 163V162H261V159H262V157H263V159H262V163L264 164V155L262 154V152L264 153V149H263V151H261L262 149L260 148V147H262V144L264 145V143L263 142H261V141H263L264 139L263 138H258ZM261 139V140H260ZM263 139V140H262ZM9 140H11L10 139V137H9ZM8 140V138H7V143L8 142H10ZM104 140H105V142H104ZM120 140H122V141H120ZM125 140H127V143H126V141ZM148 140V141H147ZM197 140V141H196ZM200 140H201V138H200ZM208 140V139H207ZM210 140H209V142H210ZM236 140H237V138H236ZM246 140V139H245ZM250 140H251V138H250ZM102 141H99L100 142V147H102L101 146V144L103 145V143H101ZM120 141V142H119ZM130 141V142H129ZM133 141H135V143H136V145H135V147H134V142ZM151 141V140H150ZM212 141V140H211ZM218 141V140H217ZM241 141V140H240ZM4 142V141H3ZM27 142H30V145H27V144H29V143H27ZM113 142V143H112ZM129 142V143H128ZM202 142H203V140H202ZM203 142V143H204ZM214 142V141H213ZM231 142V141H230ZM234 142V144H235V140L233 141ZM237 142V141H236ZM246 142V141H245ZM251 142V141H250ZM6 143V144H7ZM11 143V142H10ZM27 143V144H26ZM117 143V142H116ZM197 143V144H196ZM219 143V142H218ZM244 143V142H243ZM252 143V142H251ZM251 143H250V145H251ZM260 143H262V144H260ZM4 144V143H3ZM140 144H141V142H140ZM210 144V143H209ZM227 144V143H226ZM237 144V143H236ZM246 144V143H245ZM258 144H260V145H258ZM111 145V146H112ZM143 145H142V147H143ZM153 145V146H152ZM180 145H182L181 146V148L180 147H178V146H180ZM215 145V144H214ZM240 145H242V143L240 144ZM112 146V147H113ZM119 146V145H118ZM121 146H119V147H121ZM149 146V147H148ZM196 146V147H195ZM204 146L206 147V145L204 144ZM212 146V145H211ZM216 146V145H215ZM246 146V145H245ZM260 146V147H259ZM6 147V148H5ZM36 147H38V146H36ZM108 147V148H107ZM106 148H104L103 149V151L106 149L107 150V152H108V150L110 151H112V149H109V148H111V147H109V146H107ZM139 147V148H138ZM214 147V146H213ZM220 147V146H219ZM239 147V146H238ZM264 147V146H263ZM262 147V148H263ZM32 148V147H31ZM137 148H138V151H137ZM177 148H180V150H177ZM209 148H211V147H209ZM208 148V150H206L205 149V151H203L204 153H205V155H203L202 154V156H205V157H203L204 158V162H205V160H206V162H209V163H206V167H207V169L209 168V171H208V174H209V172L211 171L212 173L214 172V170H212V167H210V165H211V163L210 162H212V161H207V156L209 155L210 156V154L209 153H211L213 150L211 149V151H210V149ZM38 149V148H37ZM118 149H120V148H118ZM162 149V150H161ZM177 150L175 153L176 154H174L173 155V153H172V151L173 150ZM198 149V150H197ZM204 149V148H203ZM228 149V148H227ZM234 149V148H233ZM235 149H236V147H235ZM245 149V148H244ZM250 149V150H249ZM261 149V150H260ZM51 150H53V153H54V155L52 154V152H51ZM94 150H97V154H95L96 156H93L92 155V152L94 151ZM105 150V151H106ZM214 150H215V148H214ZM220 150V149H219ZM31 151H32V149H31ZM114 151H116V150H114ZM114 151H112V152H110L111 154L112 153H116V152H114ZM118 151V150H117ZM141 152V154H140V152ZM154 151V152H153ZM232 151V150H231ZM253 151V150H252ZM32 152H34V149H33V151ZM143 152V153H142ZM215 152V151H214ZM218 152V151H217ZM228 152V151H227ZM241 152V151H240ZM37 153V152H36ZM109 152L107 153V154H110ZM219 153V152H218ZM222 153V152H221ZM226 153V152H225ZM106 153L104 152V154L103 155H105ZM228 154V153H227ZM250 154V153H249ZM248 154V155H249ZM91 155H92V157H91ZM113 155H115V154H113ZM118 156H119V154H117ZM129 155V156H128ZM131 155H132V152H131ZM139 155H141V156H143L144 158H145V156H146V159H144L143 157H140ZM184 155V156H183ZM260 155V156H259ZM85 156H86V158H85ZM88 156V157H87ZM106 156V155H105ZM103 157V158H106V157ZM116 156V155H115ZM117 156V157H118ZM189 156H191V155H189ZM188 156V157H189ZM246 156V155H245ZM250 156H251V154H250ZM90 157H91V159H90ZM116 157V158H117ZM126 159H125V158ZM215 157V156H214ZM239 157V156H238ZM243 157V156H242ZM247 157V156H246ZM251 157V158H252ZM83 158H85V159H87L88 160V158L90 159V160H92V162L93 163H91V161H89L88 160V163H84V162H87V161H83L84 159ZM111 158L112 159H114L113 161H115L116 160V158L114 157V156H112L111 155V157H110V159H109V157L107 158V161H112L111 160ZM124 158V159H123ZM142 158L144 159V160H142ZM191 158V157H190ZM190 158H189V160H190ZM200 158V157H199ZM199 158H198V160L195 158H193L194 160V162L193 161H189L190 162V165H191V162H192V164L195 166V168L197 169L199 166H200V164H201V162L199 163V164H196V163H198L197 161H199ZM209 158H211V157H208V159ZM226 158H227V156H226ZM236 158V157H235ZM248 158V157H247ZM250 158V157H249ZM249 158L246 160V161H249ZM250 158V160H252ZM109 159V160H108ZM118 159V158H117ZM140 159H141V161H140ZM168 159H171L170 161H171V163H169V162H166ZM212 159V158H211ZM217 159H219V158H217ZM240 159V158H239ZM100 160V159H99ZM120 160V159H119ZM118 160V161H119ZM125 160V161H124ZM202 160V158L200 159V161ZM210 160V159H209ZM215 160V159H214ZM235 160V159H234ZM244 160V159H243ZM83 161V162H82ZM106 161V162H107ZM117 161V162H118ZM224 161V160H223ZM240 161V160H239ZM103 162H104V160H103ZM121 162V161H120ZM126 162L125 163H122V164H126ZM132 162H134L133 164H132ZM138 162V163H137ZM142 162V163H141ZM188 162V163H189ZM203 162V163H204ZM225 162V161H224ZM91 163V164H90ZM110 164H114V165H116V162H109ZM119 163V162H118ZM178 163L180 164V165H178ZM215 163H216V161H215ZM236 163V162H235ZM241 163H243V162H241ZM245 164H240L241 165V167H243V166H245L244 167V171L246 172V174H247V169H248V167H249V165L251 164V163H253L252 161H250L249 163H248V165H247V163L246 162H244ZM96 164H99V162H97ZM110 164H108V166H109V168H110ZM205 164V163H204ZM204 164H203V166H204ZM210 164V165H209ZM256 164H253L255 167L257 166V168L258 167H260V166H258L260 163H258L257 165ZM262 164V166H264ZM119 165V164H118ZM188 165V164H187ZM189 165V166H190ZM207 165H209V167L207 166ZM223 165V164H222ZM226 165V164H225ZM229 165V164H228ZM104 166H107L106 164H104ZM107 166V167H108ZM117 166V165H116ZM179 166H180V169H179ZM197 166V167H196ZM204 166V167H205ZM224 166V165H223ZM248 166V167H247ZM261 166V167H262ZM102 167V166H101ZM120 167V166H119ZM123 167H124V165H123ZM130 167H128V168H130ZM191 167V166H190ZM193 167V166H192ZM191 167V169H194V171H195V168L193 167L192 168ZM217 167V169H219L218 168V166H216ZM219 167H220V165H219ZM247 167V168H246ZM255 167H253L252 168V166H250V168H249V170L251 169V170H253ZM96 168H98V170L100 171V169H99V167H96ZM105 168V167H104ZM109 168H105L106 170L105 171H107L108 173H106L108 176L112 173L111 172V169H115L114 171V177L113 176H110L111 177V182L109 183V184H111L113 181V179H115L117 182H118V180L116 179L117 177H116V175H115V173H116V170L118 169V168H116V167H112L111 169H109ZM144 168L148 171V170H150V173L149 172H146V170H144ZM157 168V169H158ZM169 168V169H168ZM202 168V167H201ZM214 168V167H213ZM223 168V167H222ZM92 169V170H91ZM95 169V170H94ZM121 169H123V168H121ZM126 168L124 167V170H125ZM173 169H177L176 171H174ZM189 169V168H188ZM200 168H198V170H199ZM211 169V170H210ZM224 169V168H223ZM228 169V168H227ZM235 169V168H234ZM262 169V171H261V173H259L258 174V179H259V177L261 178V179H259L258 181L261 183V180H262V183L264 182V169L263 168H258V172H260V170ZM91 170V171H90ZM120 170V168L118 169V171ZM124 170H123V172H124ZM134 170H135V172H134ZM154 170V171H153ZM160 170V169H159ZM164 171V173L166 174V173H168V171ZM169 170V171H170ZM184 170H186V168L184 169ZM184 170L182 171H179L178 172V174L180 173L181 175H182V177H179L178 176V178L176 179V182H175V178L176 177H174V178H172V179H174L173 181H174V183H172V185H170V186H175V188H177L176 187V185L177 184H179V185H177V186H179L178 188V190L180 191L179 193H181V196L179 195V193H178V197H185L186 196V194H187V191H189L190 192V190H188L186 187H185V184H187V181H189L190 180V177H192V176H190L191 174H189V173H191V172H187V173H184ZM226 170V169H225ZM236 170V169H235ZM250 170V171H251ZM254 170H256V168L254 169ZM92 171H94V172H92ZM103 171V170H102ZM109 171L111 172V173H109ZM126 171H127V169H126ZM128 171V172H129ZM151 171H153V172H151ZM157 171V170H156ZM189 171H191V170H189ZM193 171V170H192ZM193 171V172H194ZM239 171V170H238ZM244 171H242V173L244 172ZM122 172V173H123ZM134 172V173H133ZM144 172H146L147 174H148V176H150V178H152L151 177V173H153L154 174V176L155 177H153L152 179H149L148 180V178H146L147 177V175H146V173H144ZM196 172V171H195ZM198 172V171H197ZM210 172V173H211ZM216 172H218V171H216ZM249 172V171H248ZM90 173H92V174H90ZM182 173H184V174H182ZM209 174L208 175V177H209V179H210V177L213 175V174ZM226 173H227V171H226ZM250 173V172H249ZM105 174V173H104ZM103 173H102V175H104ZM106 174H105V176H106ZM120 173H118V175H119ZM128 174V173H127ZM152 174V175H153ZM164 174V175H165ZM169 174V173H168ZM167 174V175H168ZM179 174V175H180ZM185 174H188V176L186 175L185 176ZM196 174V173H195ZM205 174H207L206 173V171H205ZM205 174H203L202 173V175H201V173H200V175L201 176H205ZM238 174V173H237ZM245 174V173H244ZM245 174V175H246ZM252 174V172L249 174V176L248 175H244L245 176V178H251L250 177V175ZM99 175H101V172L99 173ZM113 175V174H112ZM145 175H146V177H145ZM160 175V174H159ZM171 175L173 176V174L171 173ZM180 175V176H181ZM217 175V174H216ZM256 176V172L254 171L253 172V177L254 178H257V177H255ZM16 176H18V180H16V179H14V178H16ZM82 176H84V177H82ZM120 176V175H119ZM123 176H125V174L123 175ZM162 176V175H161ZM177 176V175H176ZM183 176H185V177H183ZM200 176V177H201ZM233 176V175H232ZM237 176V175H236ZM56 177H57V179H59V180H57L56 179ZM104 177V176H103ZM102 177V178H103ZM107 177V176H106ZM116 177V178H115ZM126 177V176H125ZM158 177V176H157ZM162 177H164V176H162ZM168 177V176H167ZM188 177V178H187ZM195 177V176H194ZM193 177V178H194ZM196 177H197V175H196ZM226 177H228V176H226ZM253 177H252V179L251 180H253ZM12 178V179H11ZM159 178V177H158ZM165 178V177H164ZM220 178H221V176H220ZM218 179V180H221V179ZM235 178V177H234ZM244 178V177H243ZM245 178L243 179L244 180V182L242 181V184L243 183H246V182H248L247 180H245ZM11 179V180H10ZM16 180V181H14V180ZM52 179H53V181H52ZM57 181H59L58 183H54V184H58V186L56 185V187L53 185V187H54V190H53V187H50V186H48L46 183H51L50 185H52L53 183L52 182H56V180ZM107 179V178H106ZM123 179H124V177H123ZM127 179V178H126ZM186 179H189V180H187L186 181ZM204 179V178H203ZM206 179V178H205ZM215 179V178H214ZM14 181V182H12V183H10L11 184V187H8V189L7 190H9V191H7V190H4V188H5V185H6V187H7V185L9 184V182H11V181ZM62 180V181H61ZM103 180H105L104 178H103ZM109 180V181H110ZM114 180V181H115ZM128 180H129V178H128ZM127 180V181H128ZM152 180V181H151ZM170 180V179H169ZM169 180L167 179V181H164V179L163 180H161V181H163V182H167L166 183V185L168 186L169 184H168V182H169ZM208 180V179H207ZM213 180V179H212ZM257 181V179H254V182L252 181V183H253V185L256 183V181ZM61 181V182H60ZM106 181V180H105ZM116 181L115 182H113V183H115L114 185H116V184H118V183H116ZM122 181V180H121ZM196 181H199V180H197L196 179ZM216 181V180H215ZM229 181V180H228ZM233 181V180H232ZM257 181V182H258ZM103 181H101V183H102ZM108 182V181H107ZM129 182V181H128ZM131 182V181H130ZM185 182V183H184ZM191 182H193V181H191ZM201 182H203V180H201L200 181V183ZM223 183H224V181H222ZM222 182H220V183H222ZM238 182V179L236 180V182L235 181H233V183H237ZM259 182H258V185L260 186L259 187V190H260V188L262 189V187L261 186H263V184L262 185H260L259 184ZM63 185H62V184ZM105 182H103L101 185H103ZM198 183V185H196V182H195V185L196 186H198L197 188H200V189H198L199 191L200 190H202L201 189V186H202V184H204V183ZM209 183H210V185H211V180L209 181ZM231 184V185H235V184ZM249 183V182H248ZM10 184L8 185V186H10ZM28 184V186L27 187H25L26 185ZM126 184H127V182H126ZM192 184V183H191ZM190 184V185H191ZM208 184V183H207ZM215 184V183H214ZM228 183H226V185H227ZM241 184V183H240ZM33 185V186H32ZM119 185V184H118ZM117 185V186H118ZM123 185L125 186V184H124V182H123ZM165 185V184H164ZM165 185V186H166ZM189 185V182H188V185H187V187L189 188V187H191ZM205 185V184H204ZM209 185V184H208ZM224 184H222V186H223ZM245 185H247V183L245 184ZM248 185H250V184H248ZM252 184L250 185L251 187L253 186ZM105 185H103V186H100L99 185V187L102 189V187H104ZM162 186V185H161ZM218 186V185H217ZM216 186V187H217ZM237 186H239L238 184H237ZM249 186V189H251V187ZM255 187H256V184L254 185ZM106 187V186H105ZM112 187V186H111ZM126 187H127V185H126ZM154 187H155V189H154ZM163 187V186H162ZM172 187H171V189H172ZM183 187H185L186 188V190L187 191H183ZM202 187H204L205 188V186H202ZM243 187V186H242ZM95 188V190H97L98 191V193H97V197H95L96 199L97 198H99V190L98 189H96ZM115 188V187H114ZM124 189H125V187H123ZM192 188V187H191ZM190 188V189H191ZM222 188V187H221ZM230 188V187H229ZM228 188V189H229ZM236 188H238V187H236ZM241 188V187H240ZM240 188H238V190L240 189ZM253 188V187H252ZM15 189H17V191L15 192L14 190ZM100 189V190H101ZM164 189H165V187H164ZM170 189V190H171ZM214 190L216 189L215 188V186H214V188H213ZM224 189H226L225 187H224ZM241 189H244V188H241ZM240 189V190H241ZM255 189V188H254ZM256 189H258L257 187H256ZM255 189V190H256ZM90 190H92V192H91V194L89 193V195L91 196V199L90 198H88L89 199V201L86 199L87 198V196L86 195H88V194H86L87 193V191H89L90 192ZM103 190V189H102ZM101 190V192H103ZM113 190V189H112ZM126 190V189H125ZM131 190V189H130ZM174 190V189H173ZM193 190V189H192ZM191 190V191H192ZM195 190V189H194ZM198 190L196 189V191L198 192ZM214 190H211L210 189V191L212 192V193H214L213 191ZM239 190V191H240ZM245 191H247V189H246V187H245V189H244ZM257 191L256 190V192L253 190L252 192H254L255 194H254V196H253V193H251L252 194V196L254 197L253 199H255V200H253L252 199V196H251V199H249L250 200V202H249V200L248 201H246V197H248V195H249V192H246V194H244V195H246V199H244V198H242L241 197V195L240 194H242L243 192H240V194L237 192V189H235V187L233 188V191L231 192L230 191V189L228 190V191H230L231 192V194H235V195H233L234 196V198H230L231 200H229L230 201V203H229V201L228 200H226L224 197H225V193L222 195L223 197L222 198H224V200L222 199V201H221V204H223L224 203V201L226 202V203H224V204H226V207H225V214L224 213H222L221 211L223 210L222 209V206H221V204H219V203H217V201L219 200H217V198L219 197V196H217L218 194L215 192V194H217L216 196H217V198H216V200H214L215 199V197L214 198H212V195L214 196L215 194H212L211 193V198L213 199V202L214 203H212V201H210V203H212V206H211V208H209L210 210H211V212L209 211V209H208V207H206L207 205L209 206V205H211L210 203H209V196H210V194L209 195H206V193H204V194H202L203 192H200L201 193V196H200V194H199V196H200V198H198L197 199V197H199L198 195L197 196H195V195H193L192 194V196H191V193L192 192H190V198L192 199V197L193 196H195L194 198H196L197 200H198V204L199 205H201L200 203L201 202H203L204 204L203 205H205V207H206V209H204L206 212H207V210L209 211V212H207L208 214H206V212L204 211V210H200V208L198 207L199 205L197 204V202H195L197 205V210H198V208H199V212H196V211H194L193 209H190V208H194V202H191L190 204H188V205H190V206H192L191 204L193 203L194 205L192 206V207H189L188 205H186L187 204V202L186 201H191L190 199H189V192H188V194H187V197H186V199H184V200H186L185 202H184V200H183V202L182 203H184L186 206H187V208H189V212L188 211H182V210H180V208L178 209V206L180 205V207H181V202L179 203V205L177 204V202H179L178 200L177 201H175L176 203H175V207L178 209V210H180V211H182V212H180V211H177L176 212V210H174V204H173V206H170L171 208H173L172 210L173 211H175L174 213H175V215H176V213L178 214V216L177 217H174V214H172L173 212H171L172 210H171V208L169 209H167V210H165L167 213V217H169V215L170 214H172L171 216H172V221L174 220V218H176L175 220H174V223L172 224L173 226H175V225H177V229L176 228H173L172 227V229L174 230V231H176L179 235H180V239H181V241H182V243L183 242H186L185 240H187V239H189V238H187V239H185L186 237H189L188 236V234L190 233V231L192 230V229H194V230H192V231H194L195 233H200V232H203V236H204V238L206 239L207 237H206V231H200V230H206V228H207V231H210V232H208L209 234H208V236H210V234H211V230L213 229V231H212V233L215 231V230H217V229H219L222 233H223V230L225 229V227L227 228V229H231L232 230V232H230V231H228L227 229H225L224 231H227V233L229 232V234L230 233H232L231 235H233V236H235L236 235V231H237V228H239V229H241V231L243 230V226L245 227L244 228V230L245 229H248L247 227H248V224H247V222L248 221H250V217L251 218H253V216H251V215H249L248 214V218H247V213H248V211H250L251 210V208L249 207V210H247V212H246V209H248L247 208V206H246V208H245V206H242V204H243V201L245 200L246 202H248V205H249V203L251 204V202L253 201V203H255L254 205H255V207H256V210H257V215L259 216L260 215V217L262 216L263 218H264V191H263V193H261V191L262 190H264V186H263V189L261 190V191ZM6 191V192H5ZM107 191V190H106ZM114 191H116V190H114ZM205 191H206V189H205ZM221 192H223L222 191V189L220 190ZM226 191V190H225ZM243 191V190H242ZM14 192V193H13ZM130 192V191H129ZM161 192V191H160ZM162 192H164V193H166L164 190L162 191ZM220 192V193H221ZM229 192V193H230ZM233 192H235V193H233ZM236 192L238 193L237 194V197H240V198H242V199H244L242 202H241V200L239 201V200H237V197H236ZM259 192V193H258ZM95 193H96V191H95ZM106 193V192H105ZM119 193V192H118ZM122 193V192H121ZM124 193H126V192H124ZM133 193V194H134ZM170 193V192H169ZM172 193H174V191H172ZM218 193H219V191H218ZM219 193V194H220ZM26 194V193H25ZM24 194V195H25ZM108 194H110V193H108ZM112 194V193H111ZM116 194V193H115ZM126 194H129V193H126ZM160 194V193H159ZM195 194V193H194ZM230 194V195H231ZM113 195V194H112ZM112 195H111V197H112ZM118 195H120V194H118ZM174 195V194H173ZM172 195V196H173ZM183 195V196H182ZM221 195V194H220ZM230 195H228L229 197H230ZM239 195V196H238ZM244 195H242L243 197H244ZM8 196V195H7ZM86 196V197H85ZM104 197H105V195H103ZM116 196V195H115ZM165 196V195H164ZM176 196V195H175ZM175 196H174V199H176L175 198ZM205 196H207L206 198H205ZM250 196V195H249ZM9 197V196H8ZM7 197V198H8ZM22 197V196H21ZM20 197V198H21ZM93 197H94V195H93ZM119 197V196H118ZM117 197V198H118ZM126 197V201L124 200V198ZM125 197H123V201L124 202H127L128 204H130V203H132L133 201H135V200H133V198L131 199V196H130V199L132 200V202H131V200L129 199V198H127V196H125ZM170 197V196H169ZM27 198H30V200H27ZM116 198V197H115ZM163 198L164 197H162L161 198V200H162V202H163ZM166 199L168 198V197H165ZM189 200H188V199ZM193 198V199H194ZM219 198H221V196L219 197ZM227 198V197H226ZM33 199V200H32ZM166 199H164V200H166ZM172 199V198H171ZM180 199V198H179ZM193 199H192V201H193ZM239 199V198H238ZM195 200V199H194ZM196 200V201H197ZM95 201V202H94ZM98 201V200H97ZM105 201H106V198H105ZM109 201V200H108ZM180 201H181V199H180ZM201 201V202H200ZM205 201H207V205H206V203H205ZM244 201V202H245ZM4 202V201H3ZM98 202H100V201H98ZM118 202H120V201H118ZM138 202V201H137ZM136 202V203H137ZM152 202L155 204V205H153L152 206ZM161 202V201H160ZM165 202V201H164ZM219 202H220V200H219ZM223 202V203H222ZM245 202V203H246ZM1 203V202H0ZM59 203H64L63 205H66L65 207H62L63 208V211L61 210V208L59 209V208H57V207H59L58 205H56V204H59ZM65 203H68L69 205L67 206V204H65ZM94 203V205H92ZM110 203H112L111 205H113V202H110ZM126 203V204H127ZM136 203H134V204H136ZM139 203V204H140ZM216 203V204H215ZM244 203V205H246ZM253 203H252V207H253ZM116 204V203H115ZM119 204V203H118ZM138 204V203H137ZM159 204V203H158ZM184 204H182L183 206H184ZM220 206H219V205ZM53 205L55 206V207H53ZM95 205V206H96ZM99 205V204H98ZM125 205V204H124ZM203 205H201L200 207L202 208L203 207ZM100 206V205H99ZM102 206V205H101ZM105 206V205H104ZM115 206V205H114ZM118 206V205H117ZM120 206V205H119ZM123 206V205H122ZM160 206V205H159ZM158 206V207H159ZM162 206V205H161ZM186 206L185 207H183L184 208V210H185V208H186ZM67 207H69V209L67 208ZM89 207H90V209H89ZM92 207V208H91ZM98 207V206H97ZM96 207V208H97ZM112 207V206H111ZM116 207V206H115ZM133 207V206H132ZM166 207V206H165ZM243 207V208H242ZM254 207V208H255ZM67 210H66V209ZM95 207L93 208L94 209V211H95V209H96ZM156 208V209H155ZM196 208V207H195ZM253 208V211L256 213V211H255V209ZM92 209V210H93ZM101 208H97L96 210H100ZM103 209V208H102ZM112 209H117V208H112ZM120 209V208H119ZM118 209V210H119ZM166 209V208H165ZM92 210H91V212H92ZM118 210H116V211H118ZM157 210H160V212H159V214L156 212ZM168 210H170V211H168ZM190 210L192 211L193 210V212H196L197 214L199 213H201V215H198V216H200V217H198L199 219H198V221H197V216H196V214L195 213H191L190 212ZM93 211V212H94ZM105 211V210H104ZM115 211V210H114ZM123 211H124V209H123ZM202 211V212H201ZM252 211V213H250V214H255L254 212ZM97 212H99V211H97ZM103 212V211H102ZM119 212L120 213H118V214H120V215H122V213H121V211L119 210ZM126 212V213H127ZM180 212V213H179ZM185 212H186V215L188 216L189 215V217H192V216H196L193 220L191 219V218H189V222H188V220H187V218H184V215H185ZM188 212V213H187ZM251 212V211H250ZM104 213V212H103ZM113 213V212H112ZM111 213V214H112ZM125 213V212H124ZM181 213H183L182 215L183 216H179V214L181 215ZM189 213H191V214H193L192 216H190V214ZM90 215V216H88V217H90L91 218V215H92V217H96V218H98V219H96L95 218V220L94 219H92V220H94L93 222H91V221H89L86 217H87V215ZM100 214V213H99ZM107 214V213H106ZM115 214H116V217L115 218H117V213L115 212ZM222 215V216H221ZM106 216V218L108 217V215H105ZM112 216H114V215H112ZM119 216V215H118ZM159 216V217H158ZM170 216V217H171ZM186 216V217H187ZM256 216V215H255ZM254 216V217H255ZM60 217V218H59ZM169 217V218H170ZM174 217V218H173ZM56 218H58V219H56ZM105 218V217H104ZM105 218V219H106ZM110 218V217H109ZM123 218V217H122ZM222 218H224V219H222ZM55 219L57 220V221H55ZM86 219V220H85ZM105 219H103V220H105ZM120 219V218H119ZM138 219H136V221H138ZM163 219V218H162ZM171 219V218H170ZM185 219V220H184ZM249 219V220H248ZM118 220V219H117ZM127 220V219H126ZM168 220V219H167ZM186 220H187V222H186ZM190 220H191V222H190ZM255 220V219H254ZM254 220H251L250 222H248V223H253L254 222ZM257 220H258V218H257ZM257 220H255L256 222H257ZM101 221V220H100ZM128 221V220H127ZM144 221V222H143ZM195 221V222H194ZM222 221H225V227H224V229L222 228V227H220L221 225H222ZM260 221H263L262 220V218H261V220ZM259 221V222H260ZM102 222V223H103ZM163 222H164V220H163ZM169 222V227H170V220L168 221ZM176 222H177V224H176ZM245 222H246V224H245ZM95 223H97L98 224V226H96L97 224H95ZM106 223V224H105ZM119 223V222H118ZM121 223V222H120ZM125 223V222H124ZM128 223H130V222H128ZM132 223V222H131ZM138 223V222H137ZM144 223V225H146V227H143V225L141 226L139 223H138V226L137 227H134L135 229V232H134V235H137V240L139 239V234H140V237H141V234H143L144 236H143V239H145L144 240V242L145 243H149L150 245H149V250H150V252L151 251H153V249H155L156 250V248L157 247H154L153 246V243H152V241H153V237L154 238H157V237H155L154 235H153V231H154V229H152V225H150V224H148V223H146L145 224ZM165 223V225H166V222H164ZM163 223V224H164ZM194 223H196L195 225H194ZM136 225V223L134 222V223H132V225ZM158 224V223H157ZM159 224H161L160 222H159ZM224 224L222 225V226H224ZM93 225H95L94 227H93ZM125 225H127V224H125ZM148 225V226H147ZM165 225H163L162 227H161V225H159L158 226V230H160L159 229V227L161 228V230H163L162 228L163 227H165ZM171 225V226H172ZM238 227H237V226ZM262 225V224H261ZM56 227L55 229H54V227ZM60 226V227H59ZM99 227V228H98ZM153 227H155L154 225H153ZM254 227V226H253ZM8 228V229H7ZM52 228L54 229V230H52ZM171 228V227H170ZM214 228H215V230H214ZM255 228V227H254ZM1 229H0V233H1ZM117 229H118V231H117ZM129 229V228H128ZM167 229V228H166ZM171 229V230H172ZM187 229V230H186ZM189 229H191V230H189ZM238 229V230H239ZM250 229V228H249ZM248 229V230H249ZM257 229V228H256ZM259 229V228H258ZM262 229H264V228H262ZM124 230H125V232H124ZM157 230V231H158ZM168 230H169V228H168ZM171 230H169L168 232H170ZM100 231H105V232H100ZM174 231H171L170 232V236H172V234L173 235H175L176 233L174 232ZM183 231H184V234H183ZM185 231H188V232H185ZM199 231V232H198ZM218 231V230H217ZM240 231V230H239ZM239 231H237L238 233L237 234H239ZM241 231H240V234H241ZM3 232V231H2ZM31 232L35 235V234H37V235H35L36 236V239L38 238L37 236H39V238H38V240H36L35 239V241L36 242H31V240L29 239L28 240V238L30 237V236H33L32 234H31ZM161 232V231H160ZM194 232H192V233H194ZM250 232H251V230H250ZM98 233H100V234H98ZM104 233V235H102ZM146 233V234H145ZM181 233V234H180ZM188 233V234H187ZM218 233V234H217ZM221 233V234H222ZM242 233H243V231H242ZM247 233V232H246ZM257 233V232H256ZM29 234H31L30 236H29ZM71 234H76L75 235V237L73 238L72 236H71ZM214 234H216V235H218L219 236V231L218 232H216V233H214ZM224 234V233H223ZM251 234H253V233H251ZM250 234V235H251ZM255 234V233H254ZM260 234V233H259ZM162 235H163V231H162ZM167 235V234H166ZM190 235V234H189ZM196 235V242H197V244H198V242L200 241V242H202V241H204L203 239H201V240H199L200 239V237L201 236H197V234H195ZM243 235V234H242ZM261 235V234H260ZM29 236V237H28ZM169 236V237H170ZM192 236H193V234H192ZM215 237V235H211L210 237L212 238V237ZM222 236H225V234L224 235H222ZM233 236H231V237H233ZM117 237V238H116ZM161 237H163V236H161ZM173 237V236H172ZM172 237H170V239L169 240H171V239H173ZM193 237H195V236H193ZM209 237V238H210ZM213 237V238H214ZM227 237V236H226ZM229 237V236H228ZM33 238H35V237H33ZM190 238H191V235H190ZM210 238V239H211ZM219 238V237H218ZM250 238V237H249ZM166 239V238H165ZM177 239H178V237H177ZM180 239H179V241H180ZM193 239L194 238H192V239H189V241L188 242H190V240H192L193 241ZM215 239V238H214ZM236 239H238V237L236 238ZM239 239H241V238H239ZM129 240V242H131L130 241V239H128ZM155 240V239H154ZM156 240H161L162 241V238H157ZM164 240V239H163ZM175 240V239H174ZM194 240V241H195ZM199 240V241H198ZM218 240V239H217ZM250 240V239H249ZM258 240H259V238H258ZM191 241V242H192ZM207 241H208V239H207ZM231 241V240H230ZM243 241V240H242ZM241 241V242H242ZM138 242V241H137ZM151 242V243H150ZM154 242V241H153ZM163 242V241H162ZM164 242H165V240H164ZM168 242V241H167ZM171 242H177V241H171ZM169 243V246H172L171 244H173V243ZM187 242V243H188ZM190 242V245L192 244ZM195 242V243H196ZM215 242V241H214ZM224 242V241H223ZM238 242V241H237ZM240 242V243H241ZM258 242V241H257ZM124 243H126V245H127V242L125 241ZM140 243V242H139ZM156 243H157V241L154 243L155 244V246H157V245H162V243H157V245H156ZM187 243L185 244V247H183V248H186V246L188 247V245H189V243H188V245H187ZM195 243L193 242V244L195 245ZM213 243V242H212ZM244 243V242H243ZM261 243V242H260ZM129 244V243H128ZM130 244H132V242L130 243ZM129 244V245H130ZM177 244H178V242H177ZM181 244V243H180ZM183 244V245H184ZM200 244V243H199ZM215 244H219V243H215ZM242 244V243H241ZM245 244V243H244ZM255 244V243H254ZM264 244V243H263ZM134 245V244H133ZM138 245V244H137ZM141 245H143V242H142V244ZM152 245V246H151ZM164 245V244H163ZM182 245V246H183ZM205 245V244H204ZM212 245V244H211ZM214 245V244H213ZM140 246V245H139ZM151 246V247H150ZM168 246V247H169ZM176 246V245H175ZM243 246V245H242ZM249 246H251L250 244H249ZM256 246H257V244H256ZM260 246V245H259ZM143 248H144V246H142ZM142 247H140V248H142ZM205 247V246H204ZM219 247V246H218ZM231 247V246H230ZM235 247H237V246H235ZM245 247V246H244ZM148 248V247H147ZM166 248V247H165ZM182 248V249H183ZM189 248V247H188ZM262 248V247H261ZM264 248V247H263ZM73 249H80V251H73ZM163 249V248H162ZM170 249V248H169ZM213 249V248H212ZM216 249V248H215ZM255 249V248H254ZM123 250V249H122ZM138 250V249H137ZM158 250V249H157ZM185 251H186V249H184ZM190 250V249H189ZM203 250V249H202ZM245 250V249H244ZM249 250V249H248ZM72 251V252H71ZM124 251V250H123ZM123 251H122V253H123ZM136 251V250H135ZM140 251V250H139ZM143 251V250H142ZM159 251H161V250H159ZM166 251V250H165ZM182 250H180V252H181ZM252 251V250H251ZM254 251V250H253ZM252 251V252H253ZM257 251V250H256ZM262 251V250H261ZM79 252H81L80 253V255H78V253ZM133 252V254H135L134 253V251H132ZM144 252V251H143ZM156 252V251H155ZM189 252V251H188ZM198 252V251H197ZM201 252V251H200ZM212 252V251H211ZM215 252H216V250H215ZM72 253H73V255L75 254V255H77L78 257L77 258H75V257H72L73 255H72ZM77 253V254H76ZM183 253H185L184 251H183ZM182 252H181V254H183ZM195 253V252H194ZM202 253H203V251H202ZM3 254H4V256H3ZM62 254H63V257H62ZM70 254L72 255V256H70ZM132 254V253H131ZM167 254V253H166ZM173 254V253H172ZM171 254V255H172ZM175 254H176V252H175ZM178 254V253H177ZM177 254H176V257H177ZM199 254V253H198ZM251 254V253H250ZM253 254H255V253H253ZM257 254H258V252H257ZM67 255H69L71 258H74V259H71V258H68L67 257ZM74 255V256H75ZM89 255V258L88 259H86V256H88ZM92 255V256H91ZM95 255V256H94ZM124 255V254H123ZM122 255V256H123ZM126 255V254H125ZM137 255V257L139 256L140 257V254H136ZM136 255H134V256H136ZM180 255V254H179ZM178 255V256H179ZM208 255H210V254H208ZM207 255V256H208ZM256 255V254H255ZM255 255H253V256H255ZM130 256V255H129ZM256 256H258V255H256ZM68 259H70V260H68ZM82 257H85V258H83L82 259ZM93 257H95V258H93ZM136 257V258H137ZM160 257V256H159ZM205 257V256H204ZM6 258V257H5ZM80 258H81V260H80ZM185 258H186V256H185ZM184 258V259H185ZM203 258V257H202ZM247 258V257H246ZM68 261H67V260ZM84 259H86V262H85V260ZM141 259V258H140ZM145 259V258H144ZM149 259V258H148ZM170 259V258H169ZM192 259V258H191ZM208 259V258H207ZM74 261V263L73 262H71V261ZM84 260V261H83ZM87 260H88V263H87ZM111 260V261H110ZM120 260H121V258H120ZM128 260V259H127ZM159 260H161V259H159ZM177 260V259H176ZM180 260V259H179ZM188 260V259H187ZM186 260V261H187ZM8 261V260H7ZM6 261V262H7ZM136 261V260H135ZM139 261V260H138ZM149 261V260H148ZM164 261V260H163ZM178 261V260H177ZM182 261V260H181ZM207 261V260H206ZM9 262V263H10ZM97 262V263H96ZM129 262H131V260L129 261ZM143 262V261H142ZM141 262V263H142ZM157 262V261H156ZM159 262V261H158ZM170 263H171V261H169ZM173 262H175L174 260H173ZM180 262V261H179ZM185 262V261H184ZM188 262V261H187ZM202 262V261H201ZM200 262V263H201ZM92 263V262H91ZM166 263V262H165ZM130 264V263H129ZM151 264V263H150ZM161 264V263H160ZM163 264V263H162ZM173 264H175V263H173ZM181 264H183V263H181ZM186 264V263H185ZM259 264V263H258ZM261 264V263H260Z\"/></svg>",
	"mask_w": 264,
	"mask_h": 264
},
{
	"label": "rangeland",
	"instance_id": "374dc122",
	"mask_svg": "<svg viewBox=\"0 0 264 264\" xmlns=\"http://www.w3.org/2000/svg\"><path fill=\"white\" fill-rule=\"evenodd\" d=\"M57 1H59V0H57ZM65 1H69V3H71V0H65ZM64 1V2H65ZM172 0H170V3H171V15L173 16L172 18H173V20L175 19L174 18V15L175 16H177V15H179V13H181V12H178V11H182L183 12V15H184V12L185 11H187V12H185V15H186V21H187V24L189 23V25L187 26V28L189 29V30H187V33L186 34H188L189 33V35L190 36H188L187 35V38L188 39H186L187 40V42L188 43H190L191 42V45L189 44L188 46H186V48L184 47V55H183V47H182V45H176V44H174V41L172 42V44H174L176 47L175 48H171L172 50H170V48H168V51L165 53L166 54V56L165 55H163V51H161V57L159 58H157V56H156V54H153V56L152 57H150V56H148V55H146V57L144 56V58H143V62H145L146 64H147V66H148V68H147V66L146 67H144V68H142V69H144L143 71H142V69L141 68H139V66H138V64H139V62L138 61H136L135 60V62L133 61V55H131L130 56V54H127V53H124L125 54V56L123 57V59L125 60V63H127L126 65L124 64V65H120L121 66V68H122V70L123 69H125V68H128V69H130V70H132V68H130L131 66H132V61L134 62V64H137V66H138V68L140 69V70H138V68L136 69V68H134V72H138L140 75H138V73L135 75V76H128L129 77V79H127V82H126V84L127 83H129V82H136V87L132 84V83H129V85H131L130 87L131 88H136V89H134L135 91L133 92V90H130V87H127L125 84H123V83H119L121 80H122V78L124 77H120V76H118L119 78H120V81H119V78L117 77V76H105V79H104V76L102 77L104 80H103V84L104 83H106V79H107V81H109L110 82V84L112 83L111 81H112V79H113V81L115 80V78H116V80H115V82H118V83H116L115 84V82H113L115 85H117V84H119L117 87H119L118 89L120 90H118L117 88H116V86H114L113 85V87H111V85L109 84V87H107L108 85H107V83H109V82H107L106 84H104V86L103 87H105V85H106V89L105 88H102V90H101V92L100 93H103V94H105V92L107 91V88L109 89H111V88H116V95H118L117 93H119V92H122V88H123V92L121 93V94H119L120 95V98L121 97H125V96H127V94L129 95V96H132L133 94H135L136 93V91L138 90L137 88H141V90L140 91H137V92H140V93H138V94H141V93H143V94H141L140 95V97H141V100L139 99V98H137V97H135V96H138V94L137 95H133L134 96V98L135 99H139L140 100V103L142 104H137V106L139 105V108H141V109H143L145 106V108L144 109H146L145 110V112L148 110V102L150 101V104H149V108H151V109H149L148 111L150 112L151 110L152 111H154V113H152V112H150V113H152L151 115L154 117V115H155V110L157 111V109H158V111L162 108L163 110H161L162 112H160L159 111V114L162 116V118H161V120L159 121V117H154V122L156 121L157 123V125H153V127L154 128H150L149 127V125H148V121L147 120H144L145 122H148V123H144V124H147V126H148V128L146 127V125L145 126H143L144 124L143 123H141L143 120H141L140 121V117H139V120L137 119V118H135V122H137V125H136V127H134V129H136L137 131H138V136H139V140H137V144H138V142H139V144H138V146L139 145H141V146H139L140 148H144V149H139V150H143V152H144V154H145V150L147 149V151H151V150H154V148H155V150L157 149L156 147H155V145H156V141L158 142L159 140H157V138L159 139V138H161V137H156L157 135L159 136H163V134H164V132H166V130H167V133H170V129H173V128H175V127H169L168 128V126H167V124L169 125V123H167L166 125H165V121H163V123H162V119H164V120H166L165 118H163V117H165V112H166V118H167V122H169V117H168V114L167 113H169V115L171 116V113L172 112H168V110L171 108L173 111H175V113L176 114H178V113H180L179 115H181L180 117H181V119H180V117H178L179 119H178V121H181V122H184L185 120V117L188 119V121H189V119H190V121H189V124H188V122H187V124L188 125H191L190 127L188 126L187 127V131H186V133L190 130L191 132H193L195 135L194 136H196V139L198 138V141H197V143H200V146H198V148L199 149H202V150H200V151H198V153L197 154H199L200 153V155H199V161H197L198 163H196V164H199L200 162H201V164H200V166L198 167V168H200L199 170H198V168L196 169L195 168V166L192 164V162H191V165H190V160L191 161H193L195 158L198 160V158H197V156L196 157H194L195 155V153L197 152L195 149L196 148H194V151H192V153L190 152V154H187V160H188V162H187V164H186V167H184V169L186 168V170H184V169H180V166H179V169L180 170H175V169H173L174 171H176L175 172V174L173 173V171L171 172V170L169 171V170H166L167 169V165L165 166L166 168H161V167H159L158 168V166L155 168V171L153 172V171H151V172H153V173H155V176H156V179L154 180L155 181V183H156V185H157V190H155V191H157V199L156 200H153L154 201V203H155V201H156V205L152 202V206L153 205H155V207L157 208V209H160L161 210V213L160 214H162V210H163V215H160L161 217H160V220L158 221V219L157 220H155V222H154V220H152V222H150L151 220H149V221H147L146 223H148V224H150V225H152L151 227H152V229H154V233H153V235L155 236V237H157V238H162V241L161 240H156L157 238H154L153 237V241H152V243H153V246L154 247H157L156 248V250L155 249H153V251H151L150 252V250H149V243H145L144 242V240L145 239H143V234H141V237H140V234H139V239L137 240V235H134V232H135V228L134 227H137L138 226V223L140 224V220L143 218V217H145V216H143L141 219H138V218H134V219H132L131 217H129L128 215H129V212L131 211V210H137V209H140L141 207H142V204L139 202L140 200H139V198H137L138 200H135L136 198L135 197H137L136 196V194L134 193V191L135 190H132V187H133V189L135 188L136 189V187H135V185L136 184H134L135 182L132 180V178L133 177H135L136 176V174H133V176L131 177V173H132V171H131V173H130V171H129V169H131V167H133L134 166V162H135V159L134 158H136L135 157V155L137 154V157H138V154L139 153H133V152H135L134 150H136V149H133V151H131L132 152V155H131V152H130V157L132 158V157H134V158H132V159H130L129 157L127 158V162L130 160H134V162H132V164H133V166L129 163V164H127V162H126V164H122V163H125V162H123L122 160H121V157L122 156H124L123 154L125 153H128L129 151H130V149L132 150V148H130L129 146H130V141L128 142L129 143V145L128 144H126V145H128V147L126 148V149H128V148H130L129 150H128V152H127V150H126V152H125V150L124 149H122V148H124V147H122L121 145H124V146H126L125 145V142L124 141H122V140H120V141H122V143H124V144H121V143H119L118 144V140L116 141L114 138H111L112 139V141H113V139H114V141H115V143L114 144H118L119 146H121V147H119L118 145L117 146H113L112 144H109V142H110V139H108V137L109 136H106V134H108V133H105V137H107V138H105V137H103V138H105V140L107 141V140H109V142L107 141L106 143H108V145L107 146H109V147H111V148H109V149H112V151H114V150H116V151H114V152H116V153H110V152H112L111 150L109 151L108 150V152L110 153V154H107L108 152H107V150L105 151H103V149L104 148H106L107 146H105L106 144L105 143H103V139H101V140H98L97 141V143H99L98 144V148H101L100 150H102V153L104 154V152L106 153L105 155L107 156H105V155H103L102 154V156L104 157H106V158H99V154L97 155V159L95 160V158L93 157V162H94V164H95V166L96 167H99V169H100V171L98 170V168H96L95 167V169H96V171L95 172H101V175H99V173H95V175L97 174V178H99V179H102L101 181H103V182H105L103 185H105L104 187H102V189L99 187V185L100 186H103V185H101L102 183H101V181H99L97 184V188H96V186H95V188L96 189H98L99 190V198H95V197H97L96 195H97V193H98V191L97 190H95V188H93V194H91V192H92V190H90V192L89 191H87V193L86 194H88V195H86L87 196V200L89 201V199L88 198H90L91 199V196H92V199H94L96 202H97V205H96V203H95V205H94V203L92 204V205H94V206H92L93 208L95 207H97V208H101L100 210H96L95 209V211H94V209L92 210V209H90V207H89V209H90V211H89V213L90 214H97V215H94V216H98V215H100V216H102V218L101 217H99L100 218V220H98L97 221V223L99 224V226L100 227H102L103 226V224H104V222L106 221V223H107V221L109 222V221H111L112 220V218H114L112 221H111V224H112V222H113V226L115 225L114 223H116V227L117 226H119L120 225V227H121V225H123L121 228L122 229H124V226H126L125 228H127L126 229V232H128V233H131L130 234V238H129V236H127L128 238L127 239H125L124 241H123V246L124 247H122V249L124 250H122L121 249V253H119L118 254V256L119 255H121V260H120V258L118 259V262L120 263V261L122 262L123 260V262H125V263H121V264H173V263H175V264H181V263H183V264H264V229H262V228H264V218L261 216L260 217V215L258 216L257 215V210H256V207H255V203H253V201L251 202V204L249 203V205H248V202H246V201H248L249 199H251V196H252V194L251 193H253V196H254V192H252L253 190L256 192V190L258 191L259 190V185H258V180L259 179H261L260 177H259V179H258V174L259 173H261V171H262V169L260 170V172H258L259 170H258V168H263L264 169V166H262V159H263V157H262V159H261V162H258V163H260L258 166H260V167H258L257 168V166L255 167L253 164H256V161H258L257 159H256V161H255V158L256 157H254V159H253V157H252V155H253V153H254V155H255V152L257 153L256 154V156L258 155V151L257 150H255V152H254V149H256V148H252V150H250L251 148V146L252 147H254L255 145H253L254 143L256 144V146H257V143H259L260 141H259V137L260 138H263L264 139V137H262L261 135L259 136V134H263V136H264V118H263V115H264V109H262V108H264L263 106H262V104L264 105V92L263 93H261L262 91H264V77L262 78V76H264V0H251L252 1V3H251V1L250 0H246V2L248 1L249 2V4H247V6H246V4H244L245 3V1L244 0H199V1H197L196 0V2H195V0H180V2H183L182 3V6L181 7H183L182 9L180 8V6H175V5H179L180 3L178 2L179 0H175L174 2H175V4H172V2H171ZM201 1V2H200ZM238 1V2H237ZM239 1H240V3H239ZM1 2H2V0H1ZM193 2V3H192ZM197 2H199L198 4H197ZM247 2V3H248ZM178 3V4H177ZM208 3V4H207ZM209 3H211L210 5H209ZM2 4V3H1ZM3 4H4V2H3ZM194 4V5H193ZM244 4V5H243ZM176 7L175 8V11H174V6ZM192 5H193V7H192ZM206 5H207V7H206ZM222 5V6H221ZM235 5H237V6H235ZM249 5H251V6H249ZM4 6L5 7H3V5H2V7L4 8H2V7H0V25H1V23H3L4 22V20L5 19H7V18H5L6 17V15H7V17H8V15L9 14H11V13H13V10H11V8H10V10H9V8L4 4ZM204 6V7H203ZM225 6V7H224ZM229 6V7H228ZM231 6V7H230ZM245 6H246V9H245ZM248 6H249V8H248ZM178 7V8H177ZM191 7V9H189ZM208 7H209V9H208ZM211 7H212V9H211ZM220 7V8H219ZM222 7H223V9H222ZM236 7V8H235ZM254 7V8H253ZM256 7V8H255ZM261 7V8H260ZM5 8L7 9V10H5ZM238 8V9H237ZM2 9H3V11H2ZM181 9V10H180ZM201 11H200V10ZM205 9H207V10H205ZM240 9H242V10H240ZM157 10V11H156ZM177 10V11H176ZM189 10H192V11H195V12H191L192 14H194L195 13V19H191L190 20V17H189ZM203 10V11H202ZM216 10V11H215ZM229 10V11H228ZM247 10V11H246ZM249 10V11H248ZM255 10V11H254ZM263 10V11H262ZM4 11H6L5 13V15H4ZM9 11H10V13H9ZM160 9L158 8V9H155L154 10V12L157 14L158 12L160 13ZM198 11V12H197ZM237 11V12H236ZM242 11V12H241ZM18 12V11H17ZM16 12V13H17ZM71 12H73V10L71 9V11L69 12L70 14H71ZM209 14H208V13ZM217 12V13H216ZM21 13V12H20ZM25 13V12H24ZM177 13V14H176ZM188 13V14H187ZM197 13V14H196ZM213 13V14H212ZM216 13V14H215ZM237 13V14H236ZM26 14V13H25ZM70 14H67L65 17H63L64 19H65V21L64 22H67V23H70L71 21H72V19H74V24H78V23H76V19L78 20L79 18H80V20H81V17H82V15L81 16H79V15H77L76 13V15L78 16H76L75 14L74 15H72L73 17L74 16H76V19H75V17L73 18ZM200 14V15H199ZM206 14V15H205ZM261 14V15H260ZM20 15V14H19ZM56 15V16H55ZM54 16L56 17V18H53L52 20V22H54L55 21V19L57 20V18H58V22L57 23H59V16H58V14H57V12H56V14H55ZM181 16V19H183L182 18V14H180ZM204 15V16H203ZM224 17H223V16ZM241 15V16H240ZM58 16V17H57ZM67 16L69 17V20H68V18H67ZM71 16V17H70ZM191 16V15H190ZM207 16H209V17H207ZM244 16V17H243ZM246 16V17H245ZM19 16H17V18H18ZM60 17H61V15H60ZM183 17H185V16H183ZM199 17V18H198ZM249 17V18H248ZM255 17V18H254ZM62 18V17H61ZM72 18V19H71ZM224 18V19H223ZM240 18V19H239ZM243 18V19H242ZM63 19V20H64ZM176 19H179V16H177V18ZM175 19V20H176ZM181 19H179V21L178 20H176V21H178L177 23L178 24H180V22H181ZM185 19V18H184ZM249 19V20H248ZM252 19H253V21H252ZM79 20V21H80ZM192 20L193 21H195L194 22V24H195V26H197L196 27V29H198V30H196V32H198L196 35L195 34H193V32H191L193 29L192 28H190L191 27V22H192ZM212 20V21H211ZM246 20V21H245ZM3 21V22H2ZM79 21H77V22H79ZM176 21H173V24H174V27L176 26V25H178L177 23H175ZM184 21V20H183ZM190 21V22H189ZM207 21V22H206ZM258 21V22H257ZM63 22V21H62ZM200 22V23H199ZM214 24H213V23ZM218 22V23H217ZM225 22V23H224ZM230 22V23H229ZM241 22V23H240ZM248 22V23H247ZM55 23H56V21H55ZM55 23H53L54 24V27L53 28H55L56 27V24ZM66 23V24H67ZM183 23H185V21L183 22ZM198 23V24H197ZM204 23H205V25H204ZM224 23V24H223ZM232 23H233V25H232ZM60 24H61V22H60ZM65 24V25H66ZM186 24V23H185ZM209 26H208V25ZM211 24V25H210ZM219 24H220V26L221 27H219ZM240 24V25H239ZM244 24V25H243ZM46 25V24H45ZM62 25V24H61ZM60 25V26H61ZM61 26V27H69L68 25L67 26ZM72 25V26H71ZM193 25V24H192ZM206 25H207V27H206ZM246 25V26H245ZM40 27V31H42V26H43V24H42V26H41V24L39 25ZM51 26V25H50ZM50 26H48V29L50 30L49 31V33L51 32V31H53V29L50 27ZM58 26V25H57ZM70 26L71 27H74L75 25H73L72 24V22L70 23ZM216 26V27H215ZM218 26V27H217ZM231 26V27H230ZM252 26V27H251ZM256 27V28H254V27ZM241 27V28H240ZM44 28H46L47 29V25H46V27H44L43 26V29ZM57 28L58 27H56L55 28V30L54 31H56V33H57ZM168 28H169V26H168ZM208 28V29H207ZM214 28V29H213ZM219 28H221V29H219ZM227 30H226V29ZM243 28V29H242ZM5 28H3V29H1L0 30V40H1V38L2 39H8V37L11 35L10 34V31L8 32V29H7V31H6V29L4 30ZM68 29V28H67ZM210 29V31L212 32H209V31H207V30H209ZM215 29H219V31L218 30H215ZM237 29V30H236ZM245 29V30H244ZM4 30V31H3ZM69 30H71L70 28L66 31V33L69 31ZM117 30H120V28H118ZM121 30H122V28H121ZM203 30V31H202ZM221 30V31H220ZM223 30H224V32H223ZM243 30H244V33H243ZM249 30V31H248ZM252 31H254V32H252ZM257 31V32H256ZM71 32H72V30H71ZM70 32V33H71ZM206 32V33H205ZM210 33V34H208V33ZM218 32V33H217ZM233 32V33H232ZM246 32V33H245ZM249 32V33H248ZM52 33H55V32H52ZM69 33V32H68ZM66 34L68 37V41H66V43H64V45H66L67 46V44H70V42H71V44L73 43V44H75V43H77V42H79V41H77V42H73L72 41V38L71 37H73L72 35H71V37H69V35L70 34ZM166 33H168V32H166V30H165V34ZM183 33H185V32H183ZM219 35V37H218V35ZM226 33L228 34V35H226ZM169 34V33H168ZM223 34V35H222ZM243 35V36H242ZM245 35V36H244ZM164 36H167V35H164ZM6 37V38H5ZM162 38L161 39H163L164 40V38H163V36H161ZM198 37V38H197ZM200 37V38H199ZM208 38V40L207 39H205V38ZM227 37V38H226ZM69 38H70V41H69ZM200 39V40H199ZM214 41H213V40ZM192 40V41H191ZM195 40H199V42H200V44H199V46L200 47H198L197 45H198V41H196L195 43H194V41ZM207 40V41H206ZM211 40V41H210ZM223 41V42H222ZM228 41V42H227ZM4 42V41H3ZM3 42L1 41V43H0V60H2V62H5V61H8L10 58L12 59V57H13V55L15 54V53H13V51H11L8 47H6L4 44H3ZM82 41H80L79 43H81ZM130 43H133L132 41H129ZM198 42V43H197ZM213 42V43H212ZM220 42V43H219ZM231 42V43H230ZM205 43H206V45H205ZM78 44V43H77ZM77 44L76 45H70V47H75V46H77ZM82 44H83V42H82ZM144 44H147V43H145L144 42ZM211 44V45H210ZM230 44V45H229ZM4 46V47H1V46ZM113 45H115L114 43H113ZM169 45H171V44H169ZM168 44H167V46H169ZM215 47H214V46ZM216 45H217V47H216ZM220 45V46H219ZM7 46H8V44H7ZM140 46H143V44H141ZM178 46H181V47H178ZM70 47L68 48V50L70 49ZM112 47V48H117V47H113L112 46V44H110L107 48L105 47V49L104 50H106L107 52V54L105 53L104 55H106V57H102V58H100L101 60L103 59L104 60V58H105V60L107 61V57H112V58H114V56H111V55H113V53L114 52H116V49H114V50H111L110 48ZM145 48L147 47V46H144ZM151 47V46H150ZM172 47H174V46H172ZM196 47V48H195ZM6 48V49H5ZM124 48V47H123ZM199 50H198V49ZM110 49V51L111 52H113V53H108L109 50ZM179 49H180V51H179ZM174 50V51H173ZM175 50H176V52H175ZM224 50V51H223ZM72 51H74V50H72ZM172 51V52H171ZM233 51H235V53L233 52ZM70 52H71V50L69 51V55H70ZM122 52H123V50H122ZM148 52V47L146 48V50H145V53H147ZM169 52V53H168ZM175 52V53H174ZM179 52H180V55H178L179 54ZM188 52H189V54H188ZM232 52V53H231ZM174 53V54H173ZM186 53V54H185ZM212 53V54H211ZM221 53V54H220ZM66 54V53H65ZM65 54H64V56H65ZM109 54V55H108ZM168 54L170 55V56H168ZM227 54V55H226ZM230 54V55H229ZM44 55V54H43ZM45 55H48V54H45ZM45 55L43 56V57H45ZM68 54H67V57L69 56ZM80 55H84V54H80ZM80 55L78 56V57H80ZM102 55H103V53H102ZM127 55V56H126ZM162 55H163V58H162ZM176 56V57H174V56ZM178 55V56H177ZM197 55V56H196ZM58 56V55H57ZM63 55H62V58L64 57ZM71 56H72V54L69 56L70 57V59H71ZM85 56V55H84ZM128 56H130V57H128ZM165 56V57H164ZM191 56V57H190ZM194 56H195V59H194ZM204 56V57H203ZM215 56V57H214ZM66 57V56H65ZM66 57V58H67ZM81 57H83V56H81ZM100 57V56H99ZM169 57V58H168ZM233 57H234V59H233ZM155 58V59H154ZM174 58V59H173ZM178 58L180 59L179 60V62H177V64H176V62L174 61L175 59H177V61H178ZM183 58V59H182ZM3 59H5V61H3ZM79 59V58H78ZM81 59V58H80ZM132 59V60H131ZM159 59V60H158ZM160 59H162V60H160ZM182 59V60H181ZM202 59V60H201ZM77 60V59H76ZM127 60V61H126ZM129 60H131V63H130V61ZM149 60V61H148ZM158 60V63H155L156 61ZM172 60V61H171ZM184 60V61H183ZM188 60V61H187ZM78 61V60H77ZM109 61H111V60H109ZM108 61V62H109ZM148 61V62H147ZM151 61V62H150ZM160 61V62H159ZM164 61L166 62V63H164ZM180 61H182L183 63H184V65H183V63H181ZM187 61V62H186ZM193 61V62H192ZM230 61V62H229ZM236 61V62H235ZM103 62V61H102ZM137 62V63H136ZM235 62V63H234ZM71 63V62H70ZM100 63H101V61H100ZM104 63V66L106 65L105 63V61L103 62ZM103 63H101L102 65H103ZM111 63V65H112V63H113V60L110 62ZM109 63V64H110ZM164 63V64H163ZM186 63H187V65H186ZM207 63V64H206ZM212 63V64H211ZM108 64V63H107ZM108 64V65H109ZM131 64V65H130ZM151 64V65H150ZM153 64H158V66H156L155 65V71L153 72V67H154V65ZM161 64V65H160ZM200 64H202V65H200ZM45 65H46V63L44 64V68H45ZM47 65H48V63H47ZM46 65V67H48ZM71 66H72V63L70 64ZM100 65V64H99ZM101 65V67H103ZM111 65H109V66H111ZM167 67H166V66ZM181 65H183V66H181ZM193 65H194V67H193ZM235 65V66H234ZM70 66V67H71ZM119 66V67H120ZM126 66V67H125ZM161 66H163V68L161 67ZM178 66H180V67H178ZM200 66V67H199ZM204 66V67H203ZM234 66V67H233ZM70 67L69 66H67V68H68V73H70L71 74V76H69V77H72V74L74 73V74H76V73H78L79 71V69H76V67L75 68H71V69H75V71L74 72H70ZM94 67V68H93ZM92 68V70H94L95 69V67H96V69H97V66H93ZM157 67V68H156ZM159 67H161V68H159ZM193 67V68H192ZM150 68V69H149ZM164 68H167V69H165V71L163 70ZM169 68V69H168ZM200 68V69H199ZM240 68V69H239ZM136 69V70H135ZM162 71H161V70ZM172 69V70H171ZM194 69V70H193ZM198 69V70H197ZM120 70V69H119ZM121 70V71H122ZM150 70H152V71H150ZM158 70V71H157ZM170 70V71H169ZM179 70V71H178ZM193 70V71H192ZM72 71V70H71ZM78 71V72H77ZM148 71H150L151 72V74L148 72ZM157 71V73L155 74V72ZM167 71H168V74H167ZM188 71V72H187ZM233 71V72H232ZM145 72H148V73H145ZM153 72V73H152ZM158 72H159V74H158ZM172 72V73H171ZM180 72V73H179ZM182 72V73H181ZM1 73H3L4 75H2ZM0 73V78L3 76V79L5 80V78H4V76H6V74H7V71H5V73H4V71L3 72H1ZM142 73V74H141ZM163 73H164V75H163ZM166 73V74H165ZM194 73V74H193ZM198 73V74H197ZM73 74V75H74ZM170 74V75H169ZM80 75V73H78V76ZM153 75V76H152ZM154 75H157V76H154ZM144 76V77H143ZM167 76V77H166ZM217 78H216V77ZM231 76V77H230ZM235 76V77H234ZM255 76V77H254ZM7 77H11L10 75H7ZM6 77V79H8ZM77 77V74H76V76H75V78ZM111 77V79H109V78ZM126 77V76H125ZM128 77H126V78H128ZM156 77V78H155ZM162 77L165 79V77H166V83H165V80L164 79H162ZM175 79H174V78ZM229 77H230V79H229ZM261 77V78H260ZM73 78V77H72ZM77 78H79V77H77ZM142 78H143V80H142ZM153 78V79H152ZM170 78V79H169ZM172 78V79H171ZM177 78H180V79H177ZM215 78V79H214ZM224 78V79H223ZM238 78V79H237ZM252 78V79H251ZM66 79H70V78H68V77H66ZM65 79V80H66ZM74 79V78H73ZM124 79V78H123ZM132 79V80H131ZM134 79H135V81H134ZM141 79V80H140ZM146 79V81L144 82V80ZM156 79H157V81H156ZM162 79V80H161ZM169 79V80H168ZM189 79V80H188ZM191 79V80H190ZM232 79H234V80H232ZM66 81V82H69V81H71V79L69 80V81ZM129 80V81H128ZM131 80V81H130ZM153 80H155L154 82H153ZM168 80V81H167ZM170 80H172V81H170ZM177 80V81H176ZM179 80V81H178ZM181 80V81H180ZM193 80H195V81H193ZM197 80V81H196ZM211 80V81H210ZM228 80V81H227ZM236 80H238V81H236ZM241 80V81H240ZM249 80V81H248ZM263 80V81H262ZM123 82H124V80H122ZM138 81V82H137ZM163 81V82H162ZM175 81V82H174ZM184 81H186V82H184ZM194 83H193V82ZM218 81V82H217ZM224 81L226 82V83H224ZM247 81V82H246ZM255 81V82H254ZM40 82V81H39ZM38 81H37V83H39ZM141 82V83H140ZM153 82V83H152ZM158 82V83H157ZM173 84H172V83ZM178 82V83H177ZM183 82V83H182ZM190 82H192V83H190ZM200 82V83H199ZM232 82V83H231ZM36 83V82H35ZM49 83V82H48ZM46 84L47 85V87H45V88H47V91H49L50 92V90H52V86H54L53 84H58L57 82H51L52 84H51V87L49 86V84ZM137 83H139V84H137ZM163 85H162V84ZM164 83L166 84V85H164ZM168 83H170V84H168ZM189 85H188V84ZM197 83V84H196ZM231 83V84H230ZM237 83V84H236ZM263 83V84H262ZM120 84L123 86H121L120 87ZM156 84V85H155ZM172 84V85H171ZM177 86H176V85ZM181 84V85H180ZM192 84V85H191ZM194 84H195V86H194ZM240 86H239V85ZM128 85V84H127ZM137 85H138V87H137ZM140 85V86H139ZM141 85H146L144 88H142L141 87ZM158 85V86H157ZM161 85V86H160ZM171 85V86H170ZM188 85V87H186V86ZM200 85V86H199ZM222 85H224V87L222 86ZM262 87H261V86ZM57 86H60V84H58ZM159 86H160V88H159ZM164 86V87H163ZM176 86V87H175ZM192 88H191V87ZM193 86H194V88H193ZM217 86H218V88H217ZM64 87V86H63ZM125 87H127L126 89L127 90H129V91H132V95H130L131 93H127L126 95H125V93L127 92V91H124V90H126L125 89ZM156 87V88H155ZM162 87V88H161ZM165 87H167L168 89H165ZM178 87V88H177ZM180 87H181V90H180ZM184 87V88H183ZM202 87V88H201ZM212 87V88H211ZM44 88V92L43 93H46L47 91H46V89ZM49 88V89H48ZM56 88H58V87H55V89ZM61 88H62V86H60V90H61ZM74 88V87H73ZM77 88V87H76ZM75 88V90H77ZM82 88H84V87H80V89H81V91H82ZM139 88V89H140ZM154 88V89H153ZM158 88V90H156ZM216 88V89H215ZM241 88V89H240ZM248 88V89H247ZM43 89V88H42ZM55 89L53 88V93L52 94H54V92H56L57 93V91H55ZM64 89V88H63ZM58 90V89H56V90H58V92H60V94H62L63 92H64V90ZM85 89V88H84ZM83 89V90H84ZM106 90L105 92L103 91V90ZM109 89V90H110ZM172 89H173V91H172ZM177 89V90H176ZM231 89V90H230ZM233 89V90H232ZM2 90V89H1ZM1 90H0V95H1ZM74 90V89H73ZM73 90H72V88H71V92H70V88H67V93H68V95H69V92H70V98H72V97H75L78 93H76V95H75V92L76 91H74L73 92ZM79 90V89H78ZM77 90V91H78ZM108 90V93L110 92H112L113 93V91H112V89L109 91ZM167 90H169L168 92H167ZM210 90V91H209ZM243 91V93L241 92V91ZM63 91V92H62ZM81 91L79 92V94L81 93ZM86 91H87V89H86ZM159 91V92H158ZM167 92L168 94H170L171 93V95H169L170 97L171 96H173V98H175V99H171L172 101H173V103H171V105H170V99H169V96H168V94H167V96L168 97H165L166 96V93H165V95L164 96H159V94L160 95H163L164 93H162V92ZM171 91V92H170ZM182 91H183V95H182ZM185 91V92H184ZM200 91V92H199ZM214 91V92H213ZM217 91V92H216ZM261 91V92H260ZM62 92V93H61ZM66 92H64V93H66ZM177 92V93H176ZM206 92V93H205ZM51 93H47V95L49 96V94H51ZM63 93V94H64ZM72 93H73V96L71 97V95H72ZM84 92H82V94H83ZM124 93V95H122ZM149 95H148V94ZM187 93H189V94H187ZM199 93H201V94H199ZM221 93V94H220ZM228 93L230 94V96L228 95ZM263 95V97H262V95ZM51 94V95H52ZM106 94H107V92H106ZM113 94H115V93H113ZM113 94H110V95H112V97L114 96ZM174 94V95H173ZM176 94H178V95H176ZM191 94V95H190ZM210 94V95H209ZM214 94V95H213ZM216 94V95H215ZM223 94H225V95H223ZM116 95H115V97H113L114 99L115 98H119V97H116ZM118 95V96H119ZM200 95V96H199ZM211 95H213V96H211ZM250 95L252 96V97H250ZM259 95V96H258ZM48 96L47 97H43L44 99L46 98H48ZM133 96H132V98H133ZM145 96V100H143V97ZM192 96V97H191ZM195 96V97H194ZM199 96V97H198ZM205 97V99H204V97ZM1 97V96H0ZM80 99H83V100H79L80 101V103L79 104H83V102H85L86 103V101H84V97H82L81 96V94H80ZM110 98V97H108V103H107V105L110 103V101H113L112 99L113 98ZM147 97V98H146ZM151 97V98H150ZM180 97V98H179ZM182 97L183 98H185V99H182ZM201 97V98H200ZM215 97V98H214ZM231 97V98H230ZM233 97H235V99L233 98ZM239 97V98H238ZM245 97V98H244ZM247 97V98H246ZM42 98V99H43ZM109 98H110V100H109ZM132 99V102L131 103H135V105H136V103L138 102L137 100H135V99ZM161 98V100H160V102L162 103V105H160V106H158V104H159V102H157V100L159 101V99ZM163 98V99H162ZM166 98V99H165ZM167 98L169 99V100H167ZM189 98V99H188ZM200 98V99H199ZM226 98V99H225ZM233 98V99H232ZM263 98V99H262ZM46 99L45 100H43V101H46ZM165 99V100H164ZM208 101H207V100ZM214 99H216V100H214ZM223 99V100H222ZM245 99V100H244ZM254 99V100H253ZM85 100H88V99H85ZM107 100H105L106 102H107ZM167 100V101H166ZM180 100V101H179ZM211 100V101H210ZM225 100V101H224ZM232 100V101H231ZM257 100V107H256V105H255V107L256 108H258V110L259 109H261V110H263V111H258L256 108V113L255 112H253V113H255L256 115H260V113H262L263 112V114H262V120H261V117L259 118V120H256V118H257V116L255 115V116H253V117H255L254 119V124L253 123H251L252 124V126L251 127H253L254 126V132H252V135H251V132H250V130H252V128L249 126V125H251L249 122H251V120L253 119V117H252V119L250 120V116H248V114H251V113H249V111H250V109L252 110V111H254V109L253 108H251V106H253L252 105V103H255V101ZM83 101V102H82ZM142 101V102H141ZM145 101V102H144ZM148 101V102H147ZM168 101H169V105H168ZM184 101H187V103H185ZM189 101H190V103H189ZM200 101V102H199ZM213 101H215V102H213ZM245 101V102H244ZM247 101V102H246ZM262 101H263V103H262ZM47 102V101H46ZM144 102V103H143ZM157 102V103H156ZM164 102V103H163ZM183 102V103H182ZM222 102V103H221ZM231 102V103H230ZM252 102V103H251ZM260 104H259V103ZM84 103V104H85ZM103 103V102H102ZM166 103V104H165ZM175 103V104H174ZM182 103V104H181ZM189 103V104H188ZM213 103L216 105H214L213 106ZM226 103H227V105H226ZM238 103V104H237ZM105 104V103H104ZM173 104V105H172ZM188 106H190V107H192V108H190V107H188ZM201 104H202V106H201ZM209 105V112H208V105ZM258 104L260 105V106H258ZM110 105H111V103H110ZM143 105H144V107H143ZM167 105H168V108H169V106H170V108L167 110ZM194 107H193V106ZM212 106V108L214 107V109H212L211 108V106ZM224 105V106H223ZM226 105V106H225ZM244 105V106H243ZM250 106V108H249V111L247 110V107L246 106ZM104 106V105H103ZM157 106V107H156ZM165 106V108H163ZM172 106V107H171ZM180 106V107H179ZM236 106H238V107H236ZM261 106H262V108H261ZM106 107V106H105ZM109 107V106H108ZM143 107V108H142ZM159 107H161L160 109H159ZM174 107V108H173ZM188 107V108H187ZM197 107H199V108H197ZM207 107V108H206ZM215 107H216V109H215ZM235 108V110H234V108ZM156 108V109H155ZM178 108V109H177ZM202 108H203V110H202ZM227 108V109H226ZM245 108V109H244ZM102 108L100 107V110H101ZM190 109V110H189ZM219 109V110H218ZM236 109H238L240 112H242L241 114H240V112H238ZM99 110V111H100ZM177 110V111H176ZM186 110V111H185ZM191 111V112H189V111ZM198 110V111H197ZM227 112H226V111ZM158 111H157V113H158ZM204 111V112H203ZM207 111V112H206ZM236 111V112H235ZM251 111V112H252ZM178 112V113H177ZM186 112H188V113H190L189 115H186L187 113ZM202 112V113H201ZM214 112V113H213ZM224 112V113H223ZM248 112V113H247ZM3 112H1L0 113V119H1V115H2V117L4 118V119H1L0 121H1V124L0 125H2V121H4L5 123H4V126L5 125H7V121L5 120V119H7L8 117L6 116V114H2ZM162 113H163V115H162ZM222 113V114H221ZM154 114V115H153ZM158 114V115H159ZM208 114V115H207ZM213 114V115H212ZM217 114V115H216ZM159 115V116H160ZM178 115V116H179ZM195 115V116H194ZM205 115V116H204ZM229 117H228V116ZM236 115H238V116H236ZM242 115V116H241ZM160 116V117H161ZM172 116H173V114H172ZM198 116V117H197ZM214 116V117H213ZM244 116V117H243ZM247 116V117H246ZM206 117V118H205ZM208 117V118H207ZM142 118V117H141ZM226 118H228V119H226ZM237 118V119H236ZM242 118V119H241ZM12 119V118H11ZM10 119V120H11ZM137 119V120H136ZM157 119H158V121H157ZM186 119V120H187ZM204 119H205V121H204ZM214 119V120H213ZM238 119H239V121H238ZM245 119H247V120H245ZM250 121H249V120ZM258 119V118H257ZM133 120L132 121H130V122H133ZM209 120H211V121H209ZM226 120V121H225ZM12 121V120H11ZM11 121L9 122V124L11 123ZM198 121V122H197ZM217 121H218V123H217ZM229 121V122H228ZM242 121V122H241ZM247 121V122H246ZM256 121H258L259 123H257V124H259L258 125V127H256L257 129L259 128V130H261V131H259V132H262V133H255V124H256ZM7 122V123H6ZM153 122V124H155ZM162 123V125L164 126L165 125V127H167V129L166 128H164V127H162V126H160L161 125V123ZM193 122V123H192ZM206 122H207V128H208V126H209V124H210V126H209V129H207L206 128V126H205V124H206ZM212 122V123H211ZM227 122V123H226ZM235 122V123H234ZM229 123H230V125H229ZM143 124V125H142ZM150 124V126L152 125V123H149ZM174 124V123H173ZM226 124V125H225ZM228 124V125H227ZM237 124V125H236ZM140 125V126H139ZM211 125L213 126L212 127V131L210 130L211 129ZM235 125H236V127H235ZM240 125V126H239ZM4 126H2V127H4ZM27 127H29L28 125H26ZM141 126L144 128H146L147 129V134H149L150 135V133L152 132L150 129H153V132L152 133H155L154 131H156V130H154L155 128H157V126H159V129L157 130V132H159L160 131V134H157V133H155V137L156 138H154V139H156L155 140V143H153V140L152 139H149V135H147V138L146 139H149V142H150V144L152 143L153 145V147H151V145H150V148H151V150H148V149H150V148H147V147H145L146 145H145V143H148V142H144L143 143V135H145L146 134V132L143 130V128H141ZM170 126V125H169ZM171 126H173V125H171ZM175 126V125H174ZM204 126V127H203ZM239 126V127H238ZM247 126V127H246ZM1 127V126H0ZM12 127H13V125H12ZM15 127V126H14ZM13 127V128H14ZM76 127H78V129H79V127L81 128V126L79 125V126H76ZM118 127H119V129H118ZM118 127H116L114 130H111V131H109L110 133L109 134H112V136H114V131L115 132H117L116 134H119L118 132L120 131V130H122V125L120 124V126H118ZM121 127V128H120ZM162 127V128H161ZM199 127H200V129H199ZM216 127V128H215ZM251 129H250V128ZM22 128H23V126H22ZM21 128V129H22ZM201 128L203 129V131H201ZM213 128H214V131H213ZM220 128V129H219ZM225 128H227V129H225ZM1 129V128H0ZM16 129V130H15ZM15 129H13L12 131H10V134H11V132L13 133V135L15 136V134L17 133V130H19V129H17L16 127H15ZM24 129V128H23ZM22 129V130H23ZM82 129V128H81ZM126 129V128H125ZM124 128H123V130H125ZM163 129H166V130H163ZM204 129H205V131H204ZM218 131H217V130ZM240 129V130H239ZM249 129V131H248V135H247V130ZM122 130V131H123ZM128 130V129H127ZM186 130V129H185ZM208 130V132L209 133H207L206 131ZM226 130V131H225ZM227 130H229V131H227ZM238 130V131H237ZM244 130V131H243ZM16 131V132H15ZM21 131V130H20ZM122 131H120V132H122ZM129 131H130V129H129ZM142 131V132H141ZM149 131V132H148ZM161 131H162V135H161ZM164 131V132H163ZM198 131V132H197ZM200 131V132H199ZM19 132V131H18ZM211 132H213L214 134L212 135V133ZM226 132V133H225ZM235 132V133H234ZM237 132V133H236ZM240 132V133H239ZM250 132V133H249ZM144 133V134H143ZM167 133H165V134H167ZM189 133V132H188ZM200 133H207V135H208V137H206L207 135L205 134V136H204V138L203 137H201V136H203V134H200ZM218 133V134H217ZM254 133L256 134V136L254 135ZM10 134L8 135V136H6V140L2 137V136H0V141H1V139H2V145H3V147H4V145L7 147H9V146H12L13 145V143H14V141H12V139L13 140H15L14 139V136L13 135H11L10 136ZM157 134V135H156ZM164 134V135H165ZM217 134V135H216ZM227 134V135H226ZM251 136H253V138L255 137L256 138V140H258V141H256L255 140V138L253 139L252 137H250V135ZM257 134H258V138H257ZM153 136H154V134H152ZM212 135L214 138H212V136H211V140H210V136ZM219 135V136H218ZM234 135V136H233ZM238 135H239V138H238ZM111 136V135H110ZM146 136V135H145ZM152 136V137H153ZM226 136H227V138H226ZM235 136H236V138H237V140H236V138H235ZM240 136H241V138H240ZM245 136V137H244ZM2 137V138H1ZM9 137H10V139L11 140H9ZM11 137H13V138H11ZM150 137H151V135H150ZM151 137V138H152ZM208 139H206V138ZM219 139H218V138ZM243 137V138H242ZM248 137H249V139H248ZM7 138H8V140L11 142H8L7 143ZM32 138V137H31ZM30 137L29 138H27L29 141H31L32 139H34V138H32L31 139ZM200 138H201V140H200ZM250 138H251V140H250ZM146 139H145V141H146ZM206 139V142H204V140ZM246 139V140H245ZM247 139H248V141H247ZM262 139V140H263ZM105 140H104V142H105ZM151 140V141H150ZM162 140H163V138H162ZM202 140H203V142H202ZM209 140H210V142H209ZM218 140V141H217ZM235 140V144H234V141ZM241 140V141H240ZM252 140H254L255 142L253 143V141ZM261 140V139H260ZM4 141V142H3ZM99 141H102L101 143H103V145L101 144V146L102 147H100V142ZM113 141V142H114ZM119 141V142H120ZM126 141V143H127V140H125ZM148 141V140H147ZM214 141V142H213ZM231 141V142H230ZM237 141V142H236ZM246 141V142H245ZM252 143H251V142ZM13 142V143H12ZM112 142V143H113ZM117 142V143H116ZM134 142V147H135V145H136V143H135V141H133ZM140 142H141V144H140ZM219 142V143H218ZM244 142V143H243ZM257 142V143H256ZM261 142H263L264 143V140L263 141H261ZM4 143V144H3ZM7 143V144H6ZM27 143H29V144H27ZM26 144L27 145H30V142H27ZM31 143H33V144H31L32 146H28L29 148H28V150L30 151L29 153L31 154H37L38 155V153L41 151V153H40V155H43L42 154V152L45 150V154L47 153L46 152V150L47 149H45L44 147H39V145L36 143V145H34L35 144V140L34 141H31ZM196 143V144H197ZM210 143V144H209ZM227 143V144H226ZM237 143V144H236ZM242 143V145H240ZM246 143V144H245ZM250 143H251V145H250ZM145 146H144V145ZM204 144L206 145V147L204 146ZM216 146H215V145ZM260 144H262V143H260ZM260 144H258V145H260ZM113 147H112V146ZM142 145H143V147H142ZM212 145V146H211ZM246 145V146H245ZM36 146H38V147H36ZM157 146V145H156ZM181 146L182 145H180V146H178V147H180L181 148ZM214 146V147H213ZM220 146V147H219ZM239 146V147H238ZM250 146V147H249ZM264 145L262 144V147H263ZM5 147V148H6ZM7 147V148H8ZM32 147V148H31ZM138 147V148H139ZM149 147V146H148ZM196 147V146H195ZM209 147H211V148H209ZM235 147H236V149H235ZM260 147V146H259ZM262 147H260L261 149V151H263V149H264V147L262 148ZM38 148V149H37ZM44 150H43V149ZM108 148V147H107ZM118 148H120V149H118ZM138 148H137V151H138ZM180 148H177V150H180ZM204 148V149H203ZM207 148V149H206ZM208 148L210 149V151H211V149L213 150L211 153H209L210 154V156L208 155L207 156V161H212V162H210L211 163V165H210V167H212V170H214V172L212 173L211 171V173L213 174L211 177H210V179H209V177H208V175L209 174H211L210 172H209V174H208V171H209V168L207 169V167L205 166L206 165V163H209V162H206V160H205V162H204V158L203 157H205V156H202V154L203 155H205V153L203 152V151H205V149L206 150H208ZM214 148H215V150H214ZM228 148V149H227ZM234 148V149H233ZM245 148V149H244ZM248 148H250L249 150H250V154H251V156H250V154L247 152V154H243V152L247 149L248 150ZM31 149H32V151H33V149H34V152H32L31 151ZM220 149V150H219ZM43 150V151H42ZM118 150V151H117ZM162 150V149H161ZM177 150H173L172 151V153H173V155L174 154H176L177 152ZM198 150V149H197ZM232 150V151H231ZM39 151V152H38ZM48 151V150H47ZM121 151L123 152V154L121 153ZM147 151H146V154H147ZM196 151V152H195ZM215 151V152H214ZM219 153H218V152ZM228 151V152H227ZM241 151V152H240ZM37 152V153H36ZM51 152H52V154L54 155V153H53V150H51ZM140 152V151H139ZM142 152V153H143ZM154 152V151H153ZM176 152V153H175ZM222 152V153H221ZM226 152V153H225ZM150 152H148V154H149ZM228 153V154H227ZM245 153V152H244ZM31 154V155H32ZM95 154H97V150H94L93 152H92V155L93 156H96ZM113 154H115V155H113ZM117 154H119V156L117 155ZM133 154H135L134 156H133ZM140 154H141V152H140ZM145 154V155H146ZM147 154V155H148ZM249 154V155H248ZM262 154L264 155V153L262 152ZM92 155H91V157H92ZM111 155L112 156H114L115 158H116V160L115 161H113L114 159H112L111 158V160L112 161H107V158L109 157V159H110V157H111ZM146 155V156H147ZM189 155H191V156H189ZM249 158H251L252 160H250V158H249V161H246L248 158L246 157V156ZM39 156V155H38ZM121 156V157H120ZM129 156V155H128ZM140 157H143V156H141V155H139ZM146 156H145V158L144 159H146ZM184 156V155H183ZM189 156V157H188ZM215 156V157H214ZM226 156H227V158H226ZM239 156V157H238ZM243 156V157H242ZM260 156V155H259ZM14 157V156H13ZM13 157H12V155L11 156H9L8 157V155L6 156V157H4V156H1L0 157V162L2 163V162H5V161H7V160H10V159H13ZM88 157V156H87ZM91 157H90V159H91ZM191 157V158H190ZM208 157H211V158H209L208 159ZM236 157V158H235ZM85 158H86V156H85ZM85 158H83L84 160L83 161H87V162H84V163H88V160L89 161H91V163H93L92 162V160H90L89 158H88V160L87 159H85ZM125 158V157H124ZM123 158V159H124ZM142 158V160H144ZM189 158H190V160H189ZM194 158V159H193ZM202 158V160L200 161V159ZM217 158H219V159H217ZM240 158V159H239ZM100 159V160H99ZM108 159V160H109ZM120 159V160H119ZM126 159V158H125ZM129 159V160H128ZM137 159V158H136ZM215 159V160H214ZM235 159V160H234ZM244 159V160H243ZM103 160H104V162H103ZM119 160V161H118ZM171 159H168L166 162H169ZM225 162H224V161ZM240 160V161H239ZM82 161V162H83ZM107 161V162H106ZM119 163H118V162ZM121 161V162H120ZM137 161H138V159H137ZM140 161H141V159H140ZM172 161V160H171ZM171 161L169 162V163H171ZM215 161H216V163H215ZM250 161H252L253 163H249ZM97 162H99V164H96ZM109 162H116V165H114V164H110ZM194 162V161H193ZM205 164H204V163ZM236 162V163H235ZM241 162H243V163H241ZM244 162H248L250 165H249V167H248V171L251 173L252 172V174L250 175V177L252 176L253 177V172L255 171L256 172V176L255 177H257V178H254L253 177V180H251L252 179V177L251 178H245V176L246 175H248L249 176V172L247 171V174H246V172L244 171L245 169H244V167L245 166H243V167H241V165L240 164H245ZM90 163V164H91ZM138 163V162H137ZM142 163V162H141ZM248 163H247V165H248ZM257 163V164H258ZM104 164H106L107 166H108V164H110V168H109V166L107 167V166H104ZM119 164V165H118ZM203 164H204V166H203ZM224 166H223V165ZM226 164V165H225ZM229 164V165H228ZM256 164V165H257ZM123 165H124V167L127 169V171H126V169L124 170V167H123ZM130 165H131V167H130ZM178 165H180L179 163H178ZM194 167L195 168V171H194V169H191V167ZM209 165H207L208 167H209ZM219 165H220V167H219ZM264 165V164H263ZM102 166V167H101ZM116 167V168H120V170L118 171V169L116 170V173H115V175H116V179L118 180V182L115 180V179H113L112 181L113 182H115L116 181V183H118V184H116V185H114L115 183H111V184H109L110 182H111V177L110 176H113L114 177V170L115 169H111L112 167ZM120 166V167H119ZM216 166H218V168L219 169H217V167ZM250 166H252V168L253 167H255L256 168V170H249V168H250ZM262 166V167H261ZM107 168H109V169H111V172L109 171V173H111L109 176L106 174V173H108L107 171H105ZM128 167H130V168H128ZM192 167V168H193ZM197 167V166H196ZM202 167V168H201ZM214 167V168H213ZM224 169H223V168ZM246 167V168H247ZM121 168H123V169H121ZM158 168V169H157ZM189 168V169H188ZM228 168V169H227ZM236 170H235V169ZM244 170H243V169ZM94 169V170H95ZM132 169H136V168H132ZM131 169V170H132ZM160 169V170H159ZM226 169V170H225ZM92 170V169H91ZM90 170V171H91ZM103 170V171H102ZM123 170H124V172H123ZM144 170H146L145 168H144ZM157 170V171H156ZM168 171V173H164V171ZM183 171L184 170V173H189V172H191V173H189V174H191L190 176H192V177H190V180L189 179H186V181L187 180H189V181H187V184H185V187L188 189V190H190V192H192L191 193V196H192V194L193 195H195V196H199V194H200V196H201V193L200 192H203L202 194H204V193H206V195H209L210 194V196L208 197L209 198V203H210V201H212V203H214L213 202V199L212 198H214L215 197V199L214 200H216V198H217V196H221V198H217V200L219 199L220 200V202H219V200L217 201V203H219V204H221V201H222V199L224 200V198L226 199V200H231L232 198H234V196L233 195H235V194H231V192L233 191V188L235 187V189H237V192L241 189V188H244L245 189V187H246V189H247V191H245L244 189H241L238 193L240 194V192H243L242 194H240L241 195V197L242 198H244V199H246V201L244 200V199H242V198H240V197H237V192H236V197H237V200H241V202L243 201V204H242V206H245V208H246V206H247V208L248 209H246V212H247V210H249V207L251 208V212L250 211H248V213H247V218L249 217L248 216V214L249 215H251V216H253V218H249L250 219V221L251 220H257V218H258V220H257V222L254 220V222L251 224V223H248V222H250V221H248L247 222V224H248V229H245L244 230V226H243V233H242V231H241V229H239V228H237V231H241V234H240V231H239V234H237L238 232L236 231V235L235 236H233V235H231L232 233H230L229 234V232L227 233V231H224L225 229H227L225 226V221H222L223 223H222V225L224 224V226H220V227H222L223 229H224V227H225V229L223 230V233L225 234V236H222V235H224L219 229H217L218 231H219V236L218 235H216V234H214V233H216V232H218L217 230H215V228H214V232L212 233V231H213V229L211 230V234H210V236L213 234V235H215V239L212 237H210V236H208V232H210V231H207V228H206V230H200V231H206V239L204 238V236H203V232H200V233H195L194 231H192V230H194V229H189V230H191L190 231V233L188 232V231H185V232H188L190 235H191V238H190V235L188 234V236L189 237H186L185 239H187V238H189V239H192V238H194L193 239V241L192 240H190V242L192 243L191 245H190V242H188L189 241V239H187V240H185L186 242H183L182 243V241H181V239H180V235L176 232V231H174L173 229H172V227L173 228H176L177 229V225H175V226H173L172 224L174 223V220L176 219V218H174V217H177L178 216V214L176 213V215H175V211H173L172 209L173 208H171L170 206H173V204H174V210H176V212L177 211H180V210H182V211H188L189 210V208H187V206L186 205H188V204H190L191 202H194V204L192 203L191 205L193 206L194 205V208L192 207V206H190V205H188L189 207H192V208H190V209H195L194 211H196L197 210V204H198V198H200V196L199 197H197V199L196 198H194L195 196H193L192 197V199H193V201H192V199L190 198V192L189 191H187L186 190V188L185 187H183L184 189H183V191H187V194H188V192H189V199L191 200V201H186V200H184V199H186V197H187V194H186V196L185 197H178L179 195L181 196V193H179L180 191L178 190L179 188V186H177V185H179V184H177L176 185V187L177 188H175V186H170V185H172V183H174V179H172V178H174V177H176L175 178V182H176V179L178 178V176L179 177H182V175L180 176L179 174H178V172L179 171ZM189 170H191V171H189ZM194 172H193V171ZM211 170V169H210ZM239 170V171H238ZM258 170V171H257ZM129 171V172H128ZM187 171V172H186ZM198 171V172H197ZM205 171H206V173L207 174H205ZM216 171H218V172H216ZM226 171H227V173H226ZM242 171H244L243 173H242ZM92 172H94V171H92ZM123 172V173H122ZM134 172H135V170H134ZM133 172V173H134ZM146 172H149L150 173V170H146ZM146 172H144V173H146ZM102 173L104 174H106V176H105V174L104 175H102ZM118 173H120L119 175H118ZM128 173V174H127ZM153 173H151L150 175H151V177L153 176V177H155L154 176V174ZM171 173L173 174V176L171 175ZM184 173H182V174H184ZM196 173V174H195ZM200 173H201V175H202V173L203 174H205V176H201L200 175ZM238 173V174H237ZM246 175H245V174ZM90 174H92V173H90ZM113 174V175H112ZM125 174V176H123ZM153 174V175H152ZM160 174V175H159ZM165 174V175H164ZM168 174V175H167ZM217 174V175H216ZM135 175V176H134ZM146 175H147V177H146ZM146 175H145V177L146 178H148V180L149 179H152V178H150V176H148V174L146 173ZM164 176V177H162V176ZM177 175V176H176ZM188 176V174H185V176ZM196 175H197V177H196ZM233 175V176H232ZM237 175V176H236ZM245 175V176H244ZM104 176V177H103ZM159 178H158V177ZM168 176V177H167ZM185 176H183V177H185ZM195 176V177H194ZM201 176V177H200ZM220 176H221V178H220ZM226 176H228V177H226ZM82 177H84V176H82ZM106 180H103V178ZM123 177H124V179H123ZM189 177V176H188ZM187 177V178H188ZM194 177V178H193ZM235 177V178H234ZM245 178V180H249L248 182H246L247 183V185H245L246 183H243L242 184V181L244 182V178ZM107 178V179H106ZM110 178V179H109ZM127 178V179H126ZM128 178H129V180H128ZM204 178V179H203ZM206 178V179H205ZM215 178V179H214ZM221 179V180H218V179ZM12 179V178H11ZM10 179V180H11ZM14 179H16V180H18V176H16V178H14ZM13 179V180H14ZM56 179H57V177H56ZM55 179V180H56ZM134 180H135V178H133ZM164 179V181H167V179L169 180V182H168V186L166 185V183L165 182H163V181H161V180H163ZM179 179V178H178ZM196 179L197 180H199V181H196ZM208 179V180H207ZM213 179V180H212ZM238 179V182L235 184V183H233V181H235L236 182V180ZM254 179H257V181H256V187L258 188V189H256V187L253 185V183H252V181L254 182ZM11 181V182H9V184L10 183H12V182H14V181H16V180H14V181ZM57 180H59V179H57ZM56 180V182L54 181V182H52L53 184L52 185H50L51 183H46L48 186H50V187H53V185L56 187V185L58 186V184H54V183H58L59 181H57ZM110 180V181H109ZM115 180V181H114ZM122 180V181H121ZM129 182H128V181ZM201 180H203V182H201V183H204V184H202V186H205V188L204 187H202L201 186V189L202 190H198V189H200V188H197L198 186H196V185H198V183H200V181ZM211 180V185H210V183H209V181ZM216 180V181H215ZM229 180V181H228ZM233 180V181H232ZM52 181H53V179H52ZM62 181V180H61ZM60 181V182H61ZM108 181V182H107ZM131 181V182H130ZM152 181V180H151ZM191 181H193V182H191ZM222 181H224V183L222 182ZM123 182H124V184H125V186L123 185ZM126 182H127V184H126ZM188 182H189V185L192 187H187V185H188ZM195 182H196V185H195ZM220 182H222V183H220ZM185 183V182H184ZM200 183V184H201ZM209 185H208V184ZM215 183V184H214ZM226 183H228L227 185H226ZM235 184V185H231V184ZM241 183V184H240ZM261 183H262V180H261ZM260 182H259V184L260 185H262L263 184V186H264V182L261 184ZM8 184V185H9ZM62 184V183H61ZM166 186H165V185ZM222 184H224L223 186H222ZM237 184L239 185V186H237ZM248 184H252L253 186V188L250 186V185H248ZM7 185V187H6V185H5V188H4V190H7L8 189V187H11V184H10V186H8ZM26 185V184H25ZM31 184H29V187L28 188H26V190H25V188H20V190H19V188H18V191H17V189H15L14 191L16 192H19V195H18V193H16L18 196H20V194H21V198L20 197H18L19 199H20V201H22V198H23V200L26 198V197H29L30 195L33 197L34 195H32V193H33V191H35L36 189H34L33 190V187L35 186H33V187H31L30 186ZM63 185V184H62ZM118 185V186H117ZM126 185H127V187H126ZM163 187H162V186ZM218 185V186H217ZM28 186V184L25 186V187H27ZM112 186V187H111ZM214 186H215V190L213 189L214 188ZM217 186V187H216ZM243 186V187H242ZM249 186L251 187V189H249ZM263 186H261L262 187V189H263ZM115 187V188H114ZM123 187H125V189L123 188ZM164 187H165V189H164ZM171 187H172V189H171ZM222 187V188H221ZM224 187L226 188V189H224ZM230 187V188H229ZM236 187H238V188H240L239 190H238V188H236ZM191 188V189H190ZM230 189V191H228L229 189ZM256 190H255V189ZM30 189H32V190H30ZM103 191V192H101V190ZM113 189V190H112ZM131 189V190H130ZM154 189H155V187H154ZM171 189V190H170ZM174 189V190H173ZM193 189V190H192ZM195 189V190H194ZM196 189L198 190V192L196 191ZM205 189H206V191H205ZM210 189L211 190H214L213 192L214 193H212L211 191H210ZM222 189V191L223 192H221L220 190ZM261 188H260V190L259 191H261L262 190ZM39 190V188L35 191V192H37ZM53 190H54V187H53ZM107 190V191H106ZM114 190H116V191H114ZM165 191L166 193H164V192H162V191ZM192 190V191H191ZM226 190V191H225ZM243 190V191H242ZM7 191H9V190H7ZM55 191V190H54ZM95 191H96V193H95ZM130 191V192H129ZM161 191V192H160ZM172 191H174V193H172ZM218 191H219V193L221 194H219L218 193ZM263 191L264 190H262L261 191V193H263ZM6 192V191H5ZM106 192V193H105ZM119 192V193H118ZM122 192V193H121ZM124 192H126V193H129V194H126V193H124ZM136 192V191H135ZM170 192V193H169ZM215 192L218 194H215ZM230 192V193H229ZM246 192H249V195H248V197H246V195H244V194H246ZM14 193V192H13ZM26 193V194H25ZM89 193L91 194V196L89 195ZM108 193H110V194H108ZM113 195H112V194ZM116 193V194H115ZM134 193V194H133ZM160 193V194H159ZM178 193H179V195H178ZM195 193V194H194ZM199 193V194H198ZM209 193V194H208ZM211 193L212 194H215L214 196L212 195V198H211ZM225 195V197L224 198H222L223 196V194ZM233 193H235V192H233ZM259 193V192H258ZM11 193L9 192V194L8 193H4L3 191H2V193H1V191H0V204H7L12 198H10V195ZM25 194V195H24ZM96 194V195H95ZM118 194H120V195H118ZM174 194V195H173ZM231 194V195H230ZM9 197H8V196ZM17 195L15 196V198H16V200H17V202H20V201H18L19 199L17 198ZM93 195H94V197H93ZM103 195H105V197L103 196ZM111 195H112V197H111ZM116 195V196H115ZM132 195H135V197L134 196H132ZM165 195V196H164ZM173 195V196H172ZM176 195V196H175ZM217 195V196H216ZM228 195H230V197L228 196ZM242 195H244V197L242 196ZM31 196H30V198H31ZM85 196V197H86ZM119 196V197H118ZM125 196H127V198H129L130 199V196H131V199L133 198V200H135V201H133L132 202V200H131V202L132 203H130V204H128L127 202H124L123 201V197H125ZM170 196V197H169ZM174 196H175V198L176 199H174ZM183 196V195H182ZM239 196V195H238ZM252 196V199L254 198ZM8 197V198H7ZM11 197H13V196H11ZM35 197H36V195H35ZM116 197V198H115ZM118 197V198H117ZM162 197H164L163 198V202H162V200H161V198ZM165 197H168L167 199L165 198ZM207 196H205V198H206ZM227 197V198H226ZM246 197V198H245ZM9 198H10V200H9ZM15 198L13 197V201L15 200ZM30 198H27V200H30ZM105 198H106V201H105ZM172 198V199H171ZM181 199V201H180V199ZM231 198V199H230ZM239 198V199H238ZM33 199H34V197H33ZM32 199V200H33ZM164 199H166V200H164ZM184 200V202L186 201L187 202V204L185 205L184 203H182L183 202V200ZM188 199V198H187ZM188 199V200H189ZM251 199V200H252ZM100 201V202H98V201ZM109 200V201H108ZM124 200L126 201V197L124 198ZM179 201V202H177V204L179 205V203L181 202V207H180V205L178 206V209L180 208V210H178L175 206V201ZM197 200V201H196ZM253 200H255V199H253ZM4 201V202H3ZM5 201H8V202H5ZM31 201V200H30ZM94 201V202H95ZM118 201H120V202H118ZM138 201V202H137ZM161 201V202H160ZM165 201V202H164ZM232 201V200H231ZM110 202H113V205H111L112 203H110ZM138 204H137V203ZM195 202H197V204L195 203ZM201 202V201H200ZM227 202V201H226ZM225 201H224V203H226ZM249 202H250V200H249ZM116 203V204H115ZM119 203V204H118ZM127 203V204H126ZM134 203H136V204H134ZM140 203V204H139ZM159 203V204H158ZM205 203H206V205L208 204L207 203V201H205ZM212 203H210L211 205H207L206 207H208V209L209 208H211V206H212ZM223 203V202H222ZM221 204V206H222V209L224 208L225 209V207H226V204ZM229 203H230V201H229ZM244 203L246 204V205H244ZM252 203H253V207L251 206L252 205ZM64 203H59V204H56V205H58L59 207H57L56 205V207L57 208H61V210L63 211V208L62 207H65L66 205H63ZM65 204H67V206L69 205L68 203H65ZM100 206H99V205ZM125 204V205H124ZM182 204H184V206L182 205ZM201 205H203L204 203L203 202H201L200 203ZM216 204V203H215ZM218 204V205H219ZM102 205V206H101ZM105 205V206H104ZM116 207H115V206ZM118 205V206H117ZM120 205V206H119ZM123 205V206H122ZM126 205L128 206V207H126ZM160 205V206H159ZM162 205V206H161ZM199 205V204H198ZM201 205H199L198 207L200 208V210H204V209H206V207H205V205H203V207L201 208L200 206ZM264 205V204H263ZM54 205H53V207H55ZM112 206V207H111ZM131 206V207H130ZM133 206V207H132ZM159 206V207H158ZM166 206V207H165ZM186 206V208H185V210H184V208L183 207H185ZM220 206V205H219ZM117 208V209H112V208ZM125 207L128 209L129 207L131 208V210L130 209H128L129 210V212H127L128 210H125ZM171 208V212H173L172 214H174V220L172 221V214H170L169 215V217L171 218H169V217H167L168 215V213L165 211V210H167L168 208ZM196 207V208H195ZM255 207V208H254ZM68 209H69V207H67ZM103 208V209H102ZM120 208V209H119ZM155 208V209H156ZM166 208V209H165ZM169 208V209H170ZM199 208H198V210L196 211V212H199ZM204 208V209H203ZM243 208V207H242ZM253 208L255 209V211H256V213L253 211ZM66 209V208H65ZM121 211V213H122V215H120V214H118V213H120L119 212V210ZM123 209H124V211H123ZM222 210L221 212L222 213H224L225 214V210ZM67 210V209H66ZM91 210H92V212H91ZM105 210V211H104ZM115 210V211H114ZM116 210H118V211H116ZM160 210H157L156 212L159 214V212H160ZM193 210L191 211L190 210V212L192 213L193 212ZM94 211V212H93ZM97 211H99V212H97ZM104 213H103V212ZM168 211H170V210H168ZM182 211H180V212H182ZM205 211V210H204ZM209 211L211 212V210L209 209ZM208 210H207V212H209ZM252 211L255 213V214H250V213H252ZM113 212V213H112ZM115 212L117 213V218H115L116 217V214H115ZM125 212V213H124ZM127 212V213H126ZM179 212V213H180ZM189 212V211H188ZM187 212V213H188ZM196 212H193V213H195L196 214V218H197V221H198V217H200V216H198V215H201V213L199 214H197ZM202 212V211H201ZM206 212V211H205ZM206 212V214H208ZM100 213V214H99ZM107 213V214H106ZM112 213V214H111ZM167 213V214H166ZM191 213H189L190 214V216H192L193 214H191ZM183 213H181V215L179 214V216H183L182 215ZM105 215H108V217L106 218V216ZM112 215H114V216H112ZM119 215V216H118ZM167 215V216H166ZM256 215V216H255ZM88 216H90L89 214L87 215V219L89 220V221H91L92 219H94L95 220V218L96 217H92V215H91V218L90 217H88ZM187 215H186V212H185V215H184V218H187V220H188V222H189V218H191L192 220L195 218L194 216H192V217H189V215L186 217ZM222 216V215H221ZM255 216V217H254ZM106 219H105V218ZM110 217V218H109ZM123 217V218H122ZM159 217V216H158ZM189 217V218H188ZM60 218V217H59ZM120 218V219H119ZM163 218V219H162ZM261 218H262V220L263 221H260L261 220ZM56 219H58V218H56ZM55 219V221H57ZM91 219V220H90ZM96 219H98V218H96ZM103 219H105V220H103ZM118 219V220H117ZM128 221H127V220ZM136 219H138V221H136ZM168 219V220H167ZM222 219H224V218H222ZM248 219V220H249ZM86 220V219H85ZM94 220H92L91 222H93ZM163 220H164V222H166V225H165V223L163 222ZM170 220V224L172 225H170V227H169V221ZM185 220V219H184ZM187 220H186V222H187ZM104 221V222H103ZM140 221V222H139ZM260 221V222H259ZM103 222V223H102ZM119 222V223H118ZM121 222V223H120ZM125 222V223H124ZM128 222H130V223H128ZM136 223V225H132V223ZM138 222V223H137ZM144 222V221H143ZM159 222L161 223V224H159ZM190 222H191V220H190ZM195 222V221H194ZM97 223H95V224H97ZM105 223V224H106ZM145 223V222H144ZM144 223L143 224H140L141 226L143 225V227H146V225H144ZM145 223V224H146ZM158 223V224H157ZM164 223V224H163ZM98 224L96 225V226H98ZM110 224V222L107 224L108 226L110 225V226H112ZM119 224V225H118ZM125 224H127V225H125ZM176 224H177V222H176ZM196 223H194V225H195ZM245 224H246V222H245ZM262 224V225H261ZM153 225L155 226V227H153ZM159 225H161V227L163 226V225H165V227H163L162 229L163 230H161V228L159 227V229L160 230H158V226ZM95 225H93V227H94ZM95 226V227H96ZM134 226V227H133ZM148 226V225H147ZM237 226V225H236ZM255 228H254V227ZM54 227V226H53ZM60 227V226H59ZM94 227V228H95ZM120 227H117V228H119L120 229ZM139 227V226H138ZM238 227V226H237ZM4 229L6 228V226L5 227H3ZM2 228V229H3ZM56 227H54V229H55ZM99 228V227H98ZM167 228V229H166ZM168 228H169V230H171V231H174L176 234L175 235H173L172 234V236H170L171 234H170V232H168L169 230H168ZM257 228V229H256ZM259 228V229H258ZM1 229V228H0ZM1 229V233L0 234H4L5 233V231L4 230H2ZM8 229V228H7ZM53 228H52V230H54ZM239 229V230H238ZM158 230V231H157ZM187 230V229H186ZM228 231H230V232H232V230L231 229H227ZM250 230H251V232H250ZM3 231V232H2ZM117 231H118V229H117ZM161 231V232H160ZM162 231H163V235H162ZM100 232H105V231H100ZM119 232V231H118ZM124 232H125V230H124ZM192 232H194V233H192ZM199 232V231H198ZM247 232V233H246ZM257 232V233H256ZM170 235H169V234ZM172 233V232H171ZM222 233V234H221ZM251 233H253V234H251ZM255 233V234H254ZM261 235H260V234ZM33 235V236H30V235ZM31 234H29V238H28V240L30 239L31 240V242L33 241V242H36L35 241V239H36V236L35 235H37V234H33L32 232H31ZM98 234H100V233H98ZM146 234V233H145ZM167 234V235H166ZM181 234V233H180ZM183 234H184V231H183ZM192 234H193V236H195V237H193L192 236ZM195 234H197V236H201L200 237V239L199 240H201V239H205L204 241H202V242H200L199 240V242H198V244H197V242H196V235ZM218 234V233H217ZM243 234V235H242ZM251 234V235H250ZM75 235L76 234H71V236L74 238L75 237ZM102 235H104V233L102 234ZM161 236H163V237H161ZM172 237L173 239H171V240H169L170 239V237ZM227 236V237H226ZM229 236V237H228ZM231 236H233V237H231ZM33 237H35V238H33ZM38 238H39V236H37ZM177 237H178V239H177ZM211 239H210V238ZM219 237V238H218ZM238 237V239H236ZM250 237V238H249ZM38 238L36 239V240H38ZM117 238V237H116ZM166 238V239H165ZM239 238H241V239H239ZM258 238H259V240H258ZM128 239H130V241L132 242V244H130L131 242H129V240ZM155 239V240H154ZM165 240V242H164V240ZM175 239V240H174ZM179 239H180V241H179ZM207 239H208V241H207ZM218 239V240H217ZM250 239V240H249ZM177 241L178 242V244H177V242H171V241ZM195 240V241H194ZM231 240V241H230ZM243 240V241H242ZM127 242V245H126V243H124V242ZM138 241V242H137ZM157 241V243L159 244V243H162V245H157V243H156V245L157 246H155V242ZM168 241V242H167ZM215 241V242H214ZM224 241V242H223ZM238 241V242H237ZM242 241V242H241ZM258 241V242H257ZM140 242V243H139ZM142 242H143V245H141L142 244ZM173 243V244H171L172 246H169V243ZM189 243V245H188V243ZM193 242L195 243V245L193 244ZM213 242V243H212ZM242 244H241V243ZM245 244H244V243ZM261 242V243H260ZM130 245H129V244ZM151 243V242H150ZM181 243V244H180ZM187 243V245H188V247L186 246V248H183V247H185V244ZM200 243V244H199ZM215 243H219L218 245L217 244H215ZM255 243V244H254ZM134 244V245H133ZM138 244V245H137ZM164 244V245H163ZM184 244V245H183ZM205 244V245H204ZM212 244V245H211ZM214 244V245H213ZM249 244L251 245V246H249ZM256 244H257V246H256ZM140 245V246H139ZM176 245V246H175ZM183 245V246H182ZM243 245V246H242ZM260 245V246H259ZM142 246H144V248L142 247ZM152 246V245H151ZM150 246V247H151ZM169 246V247H168ZM205 246V247H204ZM219 246V247H218ZM231 246V247H230ZM235 246H237V247H235ZM245 246V247H244ZM140 247H142V248H140ZM148 247V248H147ZM166 247V248H165ZM262 247V248H261ZM163 248V249H162ZM170 248V249H169ZM183 248V249H182ZM213 248V249H212ZM216 248V249H215ZM255 248V249H254ZM138 249V250H137ZM158 249V250H157ZM184 249H186V251L184 250ZM190 249V250H189ZM203 249V250H202ZM245 249V250H244ZM249 249V250H248ZM80 251V249H73V251ZM136 250V251H135ZM140 250V251H139ZM144 252H143V251ZM159 250H161V251H159ZM166 250V251H165ZM180 250H182L181 252L183 253V251L185 252V253H183V254H181V252H180ZM215 250H216V252H215ZM253 252H252V251ZM257 250V251H256ZM262 250V251H261ZM122 251H123V253H122ZM132 251H134V253L135 254H133V252ZM156 251V252H155ZM189 251V252H188ZM198 251V252H197ZM201 251V252H200ZM202 251H203V253H202ZM212 251V252H211ZM72 252V251H71ZM101 252H102V254L104 253L103 251H100V254H97L96 253V255L98 256H101L102 258H99V259H103L104 261H106V260H108V258L111 256V253H108L109 251H107V254H106V252H105V254L106 255H109L110 254V256L107 258V256H105V254L104 255H101ZM175 252H176V254H177V257H176V254H175ZM195 252V253H194ZM257 252H258V254H257ZM78 253V252H77ZM76 253V254H77ZM80 253L81 252H79L78 253V255H80ZM132 253V254H131ZM167 253V254H166ZM173 253V254H172ZM199 253V254H198ZM251 253V254H250ZM253 253H255L256 255H258V256H256L255 254H253ZM4 254H5V256H4ZM3 254V256H4V260H2V261H4L6 264H17V263H13V261L11 260V262H10V259H8V257H9V253H8V255H7V253H4ZM124 254V255H123ZM126 254V255H125ZM136 254H140V257L138 256L137 257V255ZM172 254V255H171ZM180 254V255H179ZM208 254H210V255H208ZM72 255H73V253H72ZM71 254H70V256H72ZM75 255V254H74ZM72 256V257H75V258H77L78 256L77 255H75V256ZM123 255V256H122ZM130 255V256H129ZM134 255H136V256H134ZM179 255V256H178ZM208 255V256H207ZM253 255H255V256H253ZM69 255H67V257L68 258H71ZM92 256V255H91ZM95 256V255H94ZM97 256H96V258H97ZM160 256V257H159ZM185 256H186V258H185ZM205 256V257H204ZM6 257V258H5ZM62 257H63V254H62ZM66 257V258H67ZM112 257V256H111ZM122 257L124 258L123 260H122ZM137 257V258H136ZM203 257V258H202ZM247 257V258H246ZM67 258V259H68ZM83 258H85V257H82V259ZM89 258V255L88 256H86V259H88ZM93 258H95V257H93ZM96 258L95 259H93L92 260V258H91V260L89 259V261H91V262H89V264H93V263H95V260H96ZM98 258H97V260L96 261H100V262H102L101 260H98ZM106 260H105V259ZM141 258V259H140ZM145 258V259H144ZM149 258V259H148ZM170 258V259H169ZM185 258V259H184ZM192 258V259H191ZM208 258V259H207ZM66 259V260H67ZM71 259H74V258H71ZM86 259H84L85 260V262H86ZM110 259V258H109ZM112 259H113V257H112ZM128 259V260H127ZM159 259H161V260H159ZM178 261H177V260ZM180 259V260H179ZM188 259V260H187ZM8 260V261H7ZM68 260H70V259H68ZM67 260V261H68ZM80 260H81V258H80ZM83 260V261H84ZM131 260V262H129ZM136 260V261H135ZM139 260V261H138ZM149 260V261H148ZM164 260V261H163ZM173 260L175 261V262H173ZM182 260V261H181ZM188 262H187V261ZM207 260V261H206ZM7 261V262H6ZM111 261V260H110ZM143 261V262H142ZM157 261V262H156ZM159 261V262H158ZM169 261H171V263L169 262ZM180 261V262H179ZM185 261V262H184ZM202 261V262H201ZM10 262V263H9ZM71 262H73L74 263V261L72 260ZM142 262V263H141ZM166 262V263H165ZM201 262V263H200ZM87 263H88V260H87ZM97 263V262H96ZM111 263H112V261H111ZM110 263V264H111ZM1 264H3V262H1Z\"/></svg>",
	"mask_w": 264,
	"mask_h": 264
}]
</instances>
